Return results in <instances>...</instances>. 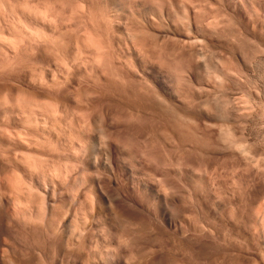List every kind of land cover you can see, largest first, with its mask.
<instances>
[{
	"label": "rangeland",
	"instance_id": "obj_1",
	"mask_svg": "<svg viewBox=\"0 0 264 264\" xmlns=\"http://www.w3.org/2000/svg\"><path fill=\"white\" fill-rule=\"evenodd\" d=\"M11 1H13V0H11ZM11 1L10 0H8V1L4 0L3 3L7 2V4H9V2H10V4L12 3L14 5V3H16L15 5H19L20 1H21V4H22V2L24 4L27 1H29L30 7H31L32 4H34V0L32 1L33 3H31L30 0H27V1L25 0V2H24V0H20V1L17 0V2L19 1L18 4H17V2L15 0L13 2H11ZM45 1L52 2V3L49 2L48 3L49 5L47 4L48 5V7H47L48 9L47 10H49L47 12H49L48 13L49 15H52L51 18H53L55 23H57V25H58V26H55L56 25L55 24L54 26L57 27L58 29L61 28L64 32H65V30L68 31L67 33H69V34L68 35L65 34L67 36V39H66L67 43H69L70 42L69 40H71L72 43L71 42L70 43L73 45L74 39H75V43H74L75 45H73V46H70V44H68V45L64 44L65 46L62 47V45H63L62 43L63 42L66 43L65 40L62 43H59V45L62 44L61 45L62 48L66 47V46L68 48L70 46L69 50L71 51V49H73L77 45V43H76L77 40L81 41L79 39H83V36H85L84 35L85 34L84 33L85 29H86V31H88L90 29L94 31V27L95 26H93V27L91 26V25L94 24V22L90 20L91 22H93V24H92L88 20L93 18V17H96V13L98 11V15L101 18L100 19H99V17L98 18H94V20L96 19L95 21H96V25H97L98 22L100 23L99 20L102 19L100 24L102 25V23H103V25L102 26L98 25V26H100V28L98 26H96L95 30H96V28H99L100 30L103 29V30H101V31H103V33H104V30H105V34L109 32V35L107 34L108 37H106L105 40L107 41V38H109V37L112 40L114 39L113 40V44H115L116 47L115 46H114L115 48L113 47V44L111 43L112 42L111 39H108L109 42L107 41V43H108L107 46H109V49H113L114 48L113 49L114 51L116 50V48L118 49V50H116V52H114L113 50H109L112 53L107 51V52H109V54L111 53L110 54L111 56L108 53H106L107 54L106 59L107 58L110 59V60H113V59L117 60L118 59L117 61H119V62H115L114 61L117 65L115 63H113V66L110 67V65L112 63L108 64L107 61L106 62L104 61L105 59L103 60L104 62L101 61L106 55L105 54L106 50H103V49H107L105 47L106 45L104 46V48H103V45H102V47L100 49L103 48L102 50L105 51V52H102V53L104 55L101 53L102 50H99L100 46L97 49L100 51V53L104 57L103 58L101 57V59H99L100 55L97 54L99 57L96 55V57L98 58V59H96V61L100 60V63L101 62H103L104 64L107 63V65H108L107 67H105L106 64L103 67L102 66L99 67L98 66V65H100L98 63L99 61H97V62L95 61L96 63H98V65L95 62H91L90 61L89 63H86L87 65L85 64V67L86 66L89 67V68L86 67L87 69H85V67H83L84 66L83 62H82V64L81 63L80 64L77 63L79 66L75 65V67L73 68V69H75L74 71H72L73 75H75V84H79V82L82 81V82H80L81 83L80 85L82 87L86 86L87 88H91L93 90V92H94V90H97L99 88L102 89V87L103 88L105 87L104 89H102L101 92H100L101 89H99V92L101 93L100 96H103L106 93L107 96L104 95L105 98H104V96H103V98L98 96L100 94L98 92V90H97V92L99 94H97L96 91L94 92V93L97 94V96H96V94H94L96 97H100L99 100L101 102L95 96H94L95 99H93L95 101H96V99L98 100V105H97V103L95 101L92 102L93 101L92 98L90 99L91 100L90 102L92 104L89 102V105H88L89 107H87L86 104H82V105L75 104L74 103L75 94H73L74 93V88H72L71 86H67L68 90H67L66 86H65L66 89H65V87L61 86V88L63 87V89L60 90L61 91L60 93H58L59 92L58 89H57V92L53 93V91L54 90L56 91V89L51 88V89H54V90L51 91L52 95L50 94V90L51 89H49V92H47V93H49V96H53V94L55 95V93H56L57 97L55 95L54 97H56V99L53 97L54 100L59 99L61 101V103H60L61 104V106H60L61 109H62V107H64L63 110L64 109L66 110V108H67V110L64 111L65 114L63 116L66 115V112L69 113L68 112V106H69V111H70L69 114L71 116L70 117H65V120H64V118L62 116L63 123L65 122L66 124H68L69 130L66 127L67 126L66 124H64L65 126L61 125V126H64L63 128H64V131L66 130L65 131L66 134L68 132V134H67L68 136L73 137L72 136L73 134H71L70 132L72 131V133H74L76 131L75 133L77 134L79 132V130L80 131L82 130L81 128L84 129L82 131H84L85 134L88 133L87 135L91 134V136H94L95 135V131H96L95 130L96 129V127H95L96 126V124H95L96 121L94 122V120H97L99 117H101L99 115H101L104 112L103 114L108 116L105 119V120H107V122H106L107 125H105V126H107L106 129L108 130V133H109L110 138L112 139V141H113V139L116 140V138H118V140H119V137H121V136H116L115 134H117V135L118 134H122L121 138L123 139V142H124L125 145L122 144V142L120 143V141H119V143L121 145H124L125 147H127L129 149L132 148V150L130 149V153L129 152L126 153L124 151L125 147L124 146H123L124 148L121 147L122 150H121V155L119 157L121 162L126 164L128 160L130 161L132 159V157H130V155H133L132 154L133 151H135V152L137 151L136 154L139 155V156L141 155L140 157L134 155L133 158L136 156L135 157L136 160L137 161H138V159L140 160V163L139 162L137 163V161H136V164H138L136 166L138 168H140V169L143 168L142 171L146 172L145 178H147L146 181L148 180L147 183L149 185V189H148V191H145L146 193L143 192L142 193L143 195H140V196L138 194H136V196H135L134 195L135 193H133V191L130 190L129 194H127V198L126 199H128V196H131V194H132V196L134 195V197L131 196L132 198L131 197L130 198L133 199L134 201L129 198L128 200H125L127 202L126 203L124 202L123 203L124 205L121 206V207H123V210H122V211H124L123 213L126 214V212L128 211L127 212L128 214L129 213H130V215L133 214L135 218H137V219L139 218V222H138L139 225L142 224L140 226L137 225L136 228L134 227L135 229H137L136 231L134 229H133L134 231L130 230V232H128L129 229H128V231H127V229L124 230V231H122V230L115 231V233H116L115 234L116 235L115 238L116 239L120 238L121 236L119 237V235H121L122 233H123V235H125V236L122 235L124 237V240L128 238L127 239L128 242L126 240L124 241V240L120 239L121 241H123V243L124 242L128 243V244L126 243L123 246V247H125L127 245L128 247H125V248L122 247L124 255L126 257L128 255L129 260L135 257L133 260H131L132 262L136 261L135 259H138V260L141 259V260H139V261H142V263L140 262V264H145V263L146 264H149V263L150 264H173V263L174 264H264V259H263V257H264V255H263L264 254V235H263L264 234V216H263L264 215V0H196V1L195 0L194 1L190 0V2H187V3L186 2L183 3L184 0L183 1L180 0L181 2L178 1V0H176V1L172 0V2H173L172 5L174 6V4H175V6H176L174 10H172L170 8V7H172L171 4H170V6H168L169 3L171 2V0H165V1H167V4H166L165 1L163 2V0H161L162 3L166 5V8L164 6H163L164 9L162 7H160L161 6L160 3L158 5H160L159 7L162 8L161 11L163 10L165 13L163 11L161 12L159 10L160 8H158V5L156 4V2H154V0H151V1H153V3H155L156 5H152V3L150 4L149 3V2H151L150 0H145L146 2L144 0H139V1H137V0L136 1L135 0H133V1L124 0L123 1L122 0L118 4L117 8H115L116 6L113 7L112 3L113 2H119V0H108L109 2L106 1V0H102L103 1L102 2L100 0L99 1L100 5H98V0L97 1L94 0V2H93V0L92 1L88 0L87 4L93 5L91 7L86 4V0H82L83 4L84 5L86 4L85 5L86 9L82 5L84 7L83 13L86 12V10L88 12L89 9H90V11H92L93 14H94L96 10L93 11L92 8L95 5H96V7L98 6V8L102 5L101 6V8L103 7L102 8V12L105 10L104 11L105 13L103 12L102 14H100L99 12H101V11H99V9H98L96 11V13L94 14L95 16L92 17L91 16L92 14H90L89 13L90 11H89L88 15H89V17L91 16L89 19H88V16H86L87 15V12H86L85 13L86 15H83V13L82 14H78V16L75 15V19L73 18L70 21L68 19H71L72 5H74L76 3L75 4L76 6H74L75 8L80 5L79 3L76 2L77 0H69V1L68 0H56V2L54 0H49V1L45 0ZM73 1H75V2H73ZM80 1L81 0H79V2ZM140 1H142V2H140ZM156 1L158 3L160 0H156ZM197 1L198 2L200 1V2L198 3ZM35 2H36L35 4H38V5H36V7L37 6L39 7V4H40L39 2L40 1L35 0ZM42 2H44V1L42 0ZM42 2H41V4L44 6V8L41 5H40V7L42 9H45V7H46L45 3H47V2H45V3H42ZM107 2H108V5H107ZM177 2H180V4L177 3ZM195 2L197 4H199V5L201 4L200 7ZM71 3H73V4L71 5ZM133 3H134L135 6L133 5ZM136 3H138V7H137ZM145 3L146 4L148 3L149 5L148 4L146 5ZM176 3L179 4L180 6H182L181 3H183V5L186 3L185 11H184V9H183L184 12L181 11L182 7L179 8V5H177ZM190 3L191 4L195 3V4L193 6V4L191 5ZM26 5H28V3H26ZM70 5H71V7H70ZM104 6L105 7L109 6L108 8L110 10L108 11V8H107V10H106V8L104 9ZM132 6L134 7L132 9L133 11L130 10L132 8ZM146 6H147L148 9L146 8ZM187 6H188L189 9L187 8ZM88 7H90V8H88ZM112 7L114 9H112ZM168 8L170 10H172V11L170 12V10H168ZM176 8H177V11H180V12H178V13H180L179 16L181 15L180 17L177 15L180 18V20H182L180 22V25H182V24L184 25L183 27L180 26V25L178 26L180 30L177 28V25H178L179 22L175 23L176 28L178 30L175 29V25L173 24L175 21H178V19H179L177 16H174L175 15L174 11L176 10ZM186 8L188 9V12H186L187 11ZM93 9H96V8L94 7ZM196 9H198V12L196 11ZM106 11L109 12L108 16L106 15L107 14ZM150 11H151V13H150ZM57 12H59V13H57ZM73 12L75 13V10ZM130 12H131V14H130ZM182 12L184 14L186 13L187 15L189 13V16H187L185 14L184 21L182 19L183 15H184ZM194 12L197 15L194 14ZM132 13H135V14L132 15ZM162 13H164V15H166V16H164V15L162 16ZM167 13H169V14L167 15ZM104 14L107 16V18L106 17L104 18V21L106 19H108V18L110 19V20L108 19L109 23H108L107 20L106 21H107L108 24H111V25H108L106 23V21H105V24H107L108 27H106L104 22H103ZM111 14H113L114 16H112ZM115 14L118 15V16H115ZM120 14H122V15H120ZM79 15L81 17H82V15L86 16L87 19L85 17L83 19V17L81 18V17H79ZM145 15H146V19H145ZM148 15H149L150 18L148 17ZM152 16H154L155 19H157V20H155L154 17H152ZM72 17H74V16H72ZM76 17L80 18V20L78 18H76ZM110 17L112 18V21H111ZM125 17H131V18H125ZM132 17L134 19H137V22L138 21L139 22L137 23ZM136 17H138V18H136ZM175 17L178 18V19L176 20ZM164 18H166V21L164 20ZM141 19H142V22L140 21ZM172 19H173V21H172ZM82 20L84 21V23H82ZM85 20L87 21V23H89V26H90L89 27L90 29L88 28V30H87V28H85V27H88L87 26L88 24L85 23ZM185 20L186 21L188 20V23H186V25L184 23V22H186ZM127 21H129L130 24L127 23ZM147 21H148V23H147ZM111 22H113V24H115L116 22L117 23L115 25H113ZM121 22L123 24H121ZM133 22H135V23H133ZM144 22H146L147 27H146ZM141 23H143L144 25L141 24ZM84 24H85V26L82 27ZM117 24H119V25H117ZM132 24H134V26ZM136 24H138V25H136ZM139 24L142 25V26L140 27ZM162 24L163 25L166 24L167 29H166V26H163ZM120 25H121V27H120ZM124 25H125V27H124ZM198 26H199V28H198ZM111 27L115 28V30H113V34H112V31H111V34H110V31H109L111 29ZM128 27L129 28L133 27L132 28L133 31L135 32V30H138L140 34L143 31L142 36H138V37H140V39L143 40L144 42H145V40L148 41V42L146 41L144 43V44H146V46L143 45L145 48L148 46V48H146L147 51H148V49H150L151 50L150 52H152V50L155 49V52L153 51L152 54L149 52L151 54V56L147 55L148 57L147 56L145 57V54H147V51H144V50L141 51L140 47L142 49L143 46L138 45L140 40H138L137 41L138 43H137L136 40L138 38L136 40L134 39L136 37L135 35L138 33V31H136L137 32L136 34H133V33L131 34L132 35L131 37L134 36L133 38H131V37L129 38V35H127L126 33L129 34V31H131V28L128 29L129 30L128 32H126L127 29L125 31V28H128ZM168 27H171V28H168ZM189 27H190V29H189ZM108 28H109V30H108ZM134 28H137V29L134 30ZM142 28L145 29V30L147 29L146 30L147 33ZM106 29L108 30L107 32H106ZM168 29H170V30L173 29L174 32L172 33L171 32L172 30L170 31ZM100 30L98 32L102 33ZM140 30H142V31H140ZM166 31H167V33H166ZM188 31H190V32H188ZM72 32H74L75 35ZM114 32L118 33L117 34L118 37H116V35H115L116 33L114 34ZM150 32H152V33H150ZM198 32H200V33H198ZM86 33H89V32H86ZM95 33H96L95 37H97V35H99V34L96 31V32H93V36L95 35ZM103 33L101 34V36L104 35ZM146 34L147 35L149 34L148 38H147ZM152 34L153 35L155 34L156 38ZM174 34H176V35H174ZM183 34H185V35H183ZM119 35H120V37H122L124 35L122 38L127 36V38H124L122 40V38H120ZM164 35H167L166 37L168 39ZM192 35H193V37H192ZM75 36H77V37H75ZM93 36H92V34H90V36H88V37H91V38H89L88 42L91 41L90 39H94L95 38V37L92 38ZM101 36H99V38ZM144 36L146 38L145 40H144ZM160 36H162V37L160 38ZM80 37H82V38H80ZM86 37H87V35L85 36V38ZM88 37L85 40H88ZM153 37L156 39L157 42L159 41V43L154 41ZM198 37L200 39H198ZM102 38H103V36H102ZM163 38H165V39H163ZM171 38H173V40H177L178 39L179 42L171 41L172 40ZM175 38H177V39H175ZM120 39L122 41H125V43L124 42L122 43V41ZM162 39H163V41L167 40V42L166 41L164 43H163V41L161 42ZM110 40H111V42H110ZM126 40L129 43V45H128L129 49L126 48L127 47V45H126L127 41ZM181 40H182L183 43L181 42ZM188 40H189V42H188ZM199 40H201V41L199 42ZM101 41H103V43L101 42L100 44H104V40H101ZM117 41H119V43H117ZM143 41H141V42H143ZM88 42H86L85 45ZM92 42H94V40H92ZM96 42H94V43H96ZM99 42H100V40H99ZM133 42L137 43V44H134ZM151 42L153 43V45H152ZM174 42H176V44H173ZM53 43L54 42H52V44ZM109 43L112 45V48L110 47ZM132 43L134 45H136V46H140L138 48L140 51L137 50V48H134ZM147 43H149V45H151V46H149ZM165 43H166V45L168 44V46L163 45ZM196 43L198 44L197 46H196ZM43 44H46V43H43ZM43 44L40 43L39 45L37 44L36 46H34L35 48L34 47H31V48L28 47L29 50H27L28 48L23 50V52H22L23 54L21 53L23 58H20L21 54H19V55H17V57H15L16 60L14 59V61H16L17 63L21 64L20 61L21 60L23 61V63L21 64L23 67H21V68H18V67L21 66L20 64L16 63L17 65H19V66H17L15 64V62H13V64H12L13 60H10V63L13 65V67L11 66L12 68L15 69L14 65L17 66V68L15 69V73L14 74H13V70L10 69L11 67L9 66V63L7 61H5L6 59H4V57H2L0 55L1 56L0 57V64H1L0 68H1V66L6 65L5 63L8 64L7 65L8 68L10 67L9 70L7 68L8 71H5L6 68L3 70V71H5L4 74H3V71L0 72V80H1V78L3 79L0 82H5V84L1 83L2 85L4 84L3 86L0 84V87H1L0 91H4L3 94H2V97L4 96L6 98L5 91H7V89H8V88H6V86L11 88V86L14 85L12 87L16 88V86L18 84H19V86L21 85V82H22V87L25 86L31 92L33 90L34 91H38L37 88H33L32 86H30V87L26 86V84L28 82V77L30 75L29 74L30 72L28 71V70H30L29 67L30 68L31 67H35L34 66L35 64H36V66L38 64H40V65L43 64V65L46 66L47 63L54 61L57 57H58V61H60L59 58H61V57H59V56H61L65 52V50H67V48H66L65 50H63L64 51L63 52L61 50V48H60L59 52L60 53L62 52V53L60 55H57L58 54V48L57 47H56L57 49L54 48V46L56 44L51 46V47L50 46L48 47V45L50 43L49 44L47 43L46 45H44V50L45 51L47 50L48 52L47 51L46 52L48 54H50L49 52H51L53 49H56L57 51L56 50L52 51V54H54L53 56H55V54H56L57 57L54 58V57H51V55L50 56L48 55L49 57L46 58V56H47L46 54L47 53H45V51L43 50V47H42ZM88 44H90V43H88ZM88 44H87V46H88V48H90L91 46L88 45ZM100 44L96 43V45H100ZM117 44H120L121 46H123V48L120 47V45H117ZM154 44H156V46H154ZM179 44H180V47H179ZM59 45H58V47H60ZM130 45L132 46V49H131ZM158 45H159V50L156 49V47ZM177 45H178V47H177ZM182 45H183V47H182ZM188 45H189V47L190 46L191 47L189 48ZM239 45H240V47H239ZM39 46L42 47V49ZM45 46L48 47V49ZM185 46H187V47H185ZM203 46L206 49L205 48L203 49ZM152 47H153V49H152ZM163 47H166V48L170 47V48H168V50H167L166 48L164 49ZM197 47L201 51L205 50L204 51L205 53H203V51L202 52L199 51V49ZM36 48H40V49L37 50ZM174 48H175V50L177 49L178 51L177 50L176 51L173 50ZM186 48H187V50H186ZM188 48L190 50H192V51H190ZM35 49H36L37 53L36 54H32L33 56L30 57L31 54H29V52L30 53H33V52L35 53ZM120 49H123V50H120ZM135 49L137 51H135ZM31 50H33V51L31 52ZM69 50H67V51L69 52ZM89 50L91 51V49H89ZM89 50H87V51H89ZM162 50H164L165 53H164V51L162 52ZM179 50L181 52H179ZM193 50H195V51H193ZM25 51L27 52V55H29V57L26 55ZM123 51H126V53L123 52ZM157 51H161V53H159V52L157 53ZM24 52H25V54H24ZM54 52H56V53H54ZM96 52H94V55L96 54ZM129 52H131L133 54H131V53L129 54ZM139 52H143V53L146 52V53H144V55L142 56L143 53H139ZM196 52H198L197 53L198 55H200L199 54L200 52H201V54L203 53L202 55L204 56L203 57L204 59L201 58L202 56H200V59L204 60V61L206 60L205 63H204V61L202 62V61L199 60V57L196 54ZM41 53H43V54H41ZM179 53L181 55H178ZM182 53H184L185 55L182 54ZM113 54L115 56L114 58H113ZM119 54H122V55H120V58L123 57V59H121V60L119 59V57H118ZM139 54H141V57L138 56ZM153 54H154V56L159 55L158 56L159 58L157 56H156V58L153 57L152 56ZM189 54L192 55V56H190ZM161 55L163 57H160ZM207 55H208V58H206ZM18 56H19V59H21L20 61H17ZM84 56H86V54ZM108 56H110V57H108ZM181 56H183V59H182ZM189 56L191 58L197 59V61L201 62L202 64L204 63L205 64V66L203 65L204 68L200 67L202 70L199 69L198 68V64H197L199 62H197L196 60L190 59ZM111 57H112V59H111ZM160 58H162V59L159 60ZM28 59L33 60V61L30 62V60L28 61ZM131 59L133 61H131ZM44 60H45V62H44ZM122 60H124V61H122ZM125 60H127V61L125 62ZM154 60L156 61V63H155ZM37 61H39L40 63L38 62V64H37ZM121 61L123 62V64L125 66L122 64ZM207 61H209L210 63L207 62ZM29 62L32 63V64H34V63L35 64L32 65V64H29ZM110 62H113V61H109V63ZM127 62H129V65H127L128 64ZM65 63H66V61H65ZM91 63H92L91 66H93V67H94V63L96 64L95 68L98 67V68H96L97 70L100 68L98 70L99 73H101L103 71L106 72V70L109 71V69H110V71L114 69L113 74H112V72H108L107 73V75L112 74V75H110V77L109 76L106 77L108 79L113 77L112 80H114V76L113 75H115L116 72H118V71H120V72H118V74L122 72V75L127 77L126 79H129L128 82H127V86H128L129 89L124 88L126 86V83L125 82L123 83L122 81L125 80V78L121 77L123 80L122 79L121 80L117 79L119 76H122L121 74H119V75L117 74V76L115 77L116 81L115 80L114 81L110 80L113 83V84H111V82L108 79L103 78L104 75L101 76V74H99L100 76H98L97 75V71H96L95 68H94L95 70H93L95 73L90 70L91 66L88 65V64H91ZM119 63H121V64H119ZM136 63H137V65H136ZM27 64H29L31 66H29ZM188 64L190 66L189 67L190 70L188 68ZM24 65H26V66H24ZM115 65L118 66V68L115 67ZM208 65H210V67ZM27 66H28V70H26ZM80 66H82L83 69H82V67L80 68ZM119 66H122V68L125 67L126 71L123 70V69H120ZM130 66H132L133 68H130ZM134 66H135V69H134ZM207 66H208V68H206ZM101 67L102 68L105 67L106 69L105 70L104 69L101 70L102 69ZM108 67H109V69H107ZM23 68H26L25 71L23 70ZM116 68H117V71H116ZM17 69L20 70V71L17 72L16 71ZM129 69H131L130 72H129ZM133 69H134L135 73H133ZM85 70H87L89 73L85 72ZM22 71H24V72H22ZM75 71H76V74L74 73ZM6 72H8V73H6ZM19 72L22 74V77H21V74ZM90 72L91 73L93 72L94 74H91ZM114 72H115V74H114ZM9 73H11V75ZM16 73H19L20 76H19V74L15 75ZM25 73L28 75L27 77H26ZM7 74H9L10 77L14 76L18 80L22 79L23 81L20 80L15 85L14 83L16 82L15 81L16 78L13 77L14 78L13 79L14 82H13V80L11 79L12 77L10 78L9 75L7 77ZM140 74H141L142 77L140 76ZM199 74H201V75H199ZM1 75H3V76H1ZM92 75H93V78H92ZM95 75H97V77H95ZM81 76H82V78H81ZM90 76H91V78H89ZM4 77H6V78H4ZM98 77H100V78L102 77V78L99 79ZM144 77L146 78L147 83L144 82V80H145ZM77 78H79V79H77ZM83 78L85 79L84 81H83ZM6 79H7V81H6ZM90 79H91V81H88ZM92 79H94V80L98 79L100 81L99 83H100L101 86L99 85L100 87L98 88V86H97L98 80H97V82L94 81L95 82L94 83ZM105 79L107 81V85L101 83V82H104ZM106 81L104 83H106ZM108 81H109V84H108ZM120 81L123 84L120 85ZM133 81H135V82L138 81L139 85L135 84V82H134V85H133ZM114 82H117V83H114ZM23 83H26V84L24 85ZM129 83L133 85L132 88L129 86ZM148 83H150V85ZM90 84L92 85V87L89 86ZM94 84H95V86H94ZM140 84H141V87L145 86L143 88H146L145 90L147 92L150 90L149 88H151V86L153 88V91L154 90H156L157 92L159 91V93L156 92V94H155V91H154V93H152L153 95L151 94V97H152L153 101L151 100V97H149L150 95L148 96V94L152 92V89L148 93H146L145 90H142L143 88L142 89L139 88ZM114 85H117V86L119 85V89L116 90L117 88ZM121 86H123V88L125 89V92H124L123 89H120V88H122ZM157 86H158V88H157ZM95 88H97V89H95ZM111 88H112V90H111ZM133 88H134V90H133ZM147 88H148V90H147ZM59 89H60V86H59ZM69 89L71 91H73V92H71ZM105 89H106V92H105ZM135 89H138V90H135ZM115 90H116L117 94L119 93L118 95L115 93ZM120 90L121 91L123 90L124 93L123 92L121 93ZM131 90L134 93L131 94V92H132ZM139 90L140 91L142 90L141 92L143 93V95L142 94L141 95L138 94V93H141ZM67 91L70 92V94ZM107 91H108L109 94H107ZM136 91H137V94L135 93ZM102 92H103V95H102ZM110 92L112 94L113 93L114 94L109 96L111 94ZM125 93L126 94L128 93L130 95V97L129 98L125 97V96L128 95V94L126 95ZM145 93H146V95H145ZM58 94H60V95H58ZM71 94L74 95V96H72ZM122 94H124L123 97H122ZM160 94H162L161 96H163L164 98L161 97ZM114 95H117L118 98H117V96H114ZM112 96H114V97H112ZM135 96L137 98L138 97L140 98V96H141L140 99L145 100V102L147 101V103L152 102V104L151 103H150L151 105L150 104H145V102L140 100L139 98L135 99L136 98ZM106 97H108V98H106ZM120 97L124 98L125 102L123 101V99H121L123 101V102H121ZM143 97H144V99H143ZM148 97H149L150 101L148 100ZM160 97L163 98V102L164 103H162V101H160V102L163 104L164 107L162 106L161 103L159 105V100L160 99L157 100V98H160ZM126 98H128V99H126ZM165 98L168 99L167 102L164 100ZM3 99L1 98L0 100H2V102H3L4 101ZM104 99L106 101H104ZM155 99L157 100L158 103L156 102ZM180 99L182 101H180ZM190 99H191V101H190ZM108 101H109V103H108ZM126 101H127V103H126ZM67 102L70 103V104H68ZM106 102H107V105H106ZM130 102L134 103L133 104L134 108L137 107V105H139V107H137L138 109L137 108L134 109L132 107L133 106L132 103H130ZM165 102H166V104H165ZM63 103H64L65 106L63 105ZM125 103L127 105L130 104L131 106L128 105V107L130 106L128 108ZM72 104H74V105H72ZM99 104H100V106H99ZM154 104L155 105L157 104L156 106H157L158 109H160L159 111H158V109H156L157 110V112H156V110L153 109L154 107L156 108V106H153ZM164 104L165 105H167V104L172 105L171 106L172 108H170V109L174 110V112H172V110H169L170 113H168V110H167V111H165L166 113L164 114L163 111L160 108L162 106V109L164 110V108H165ZM83 105L85 106V108L84 107L82 108ZM91 105H93L92 108H94V109L90 108ZM102 105H104L105 110H104ZM108 105H110V106H108ZM120 105H122L121 108H120ZM141 105L143 106V108H142ZM144 105H145V107L147 105L148 109L146 107L145 108L146 110H145L144 109ZM158 106H160V107H158ZM149 107H151V108H149ZM70 108H71V110H70ZM88 108H90L89 109L90 111L88 110ZM96 108L97 109L99 108L98 112H97ZM107 108H109V111H108ZM113 108H114V110H113ZM118 108H120V111L117 110ZM131 108L134 109V110H132ZM139 108H141V110ZM75 109H77L76 110L77 113L76 112L74 113ZM78 109H79V114H80V111L82 113L84 111L85 115H86V113L87 114L89 113L88 116L86 115L84 117L81 114L79 115L78 114ZM151 109H152L153 115H155L154 112H156V113L159 112V113H163V114H158L159 117L156 114L157 116L153 117L152 112L149 113V111ZM166 109H169V108H165V110ZM85 110L87 112H85ZM101 110H103V111L100 112ZM138 110H140V111H138ZM91 111H95V113L94 112L91 113ZM116 111H118L119 114H117L118 112H116ZM132 111H135L133 113H135L136 115L133 114L134 115L133 116L132 113L129 115V112H132ZM136 111L140 114V116H144L145 115V117H147V120L145 119V117H142L143 119H139L140 116L137 115ZM143 111H146V112H143ZM107 112H109V114ZM171 112L172 113L176 112L178 114L176 115V113H175L171 117V115H172ZM141 113H143V114L141 115ZM167 113L169 114L170 118L168 117ZM69 114L66 115V116H69ZM91 114H93V117H92ZM179 114L181 116H179ZM183 114H185V115H183ZM89 115H91L90 116L91 120L89 118ZM105 115H104V117H106ZM117 115H118V117H117ZM123 115H124V117H123ZM160 115H161V120H158L160 118ZM163 115H165V116H163ZM77 116H78V118H77ZM131 116H133V117H131ZM135 116H138V118H137L138 120L137 119L136 120L133 119ZM149 116L150 117L152 116L154 119L152 117L150 118ZM102 117H103V115H102ZM155 117L157 118V120H156L157 122L156 121L152 122V120H150V119L155 120L156 119ZM184 117H186V118H184ZM71 118L73 119L72 121H71ZM130 118H131V120H129ZM167 118L170 119V120H167ZM59 119H60V121L62 120L61 118H59ZM99 119L101 120L102 118H99ZM99 119H98V122H100V123H102L104 125V123H105V120L103 121L104 118L101 120L102 122L99 121ZM164 119H165L166 122L164 121ZM82 120H83V122H82ZM133 120H135V121H133ZM79 121H80V123H79ZM70 122H73L72 124H74V125H72ZM84 122H85V124L87 123V125L83 124ZM89 122L92 123L91 124L92 126L90 125ZM60 123H62V122H60ZM165 123H166L165 127L168 129L167 130L168 131V133H167L168 135L166 134V131L164 132V130H163ZM80 124L84 125V127L82 125H80ZM71 125L72 126H77L78 125L77 127L80 126L81 128L79 127V130H76V127H72ZM180 125H183V127L185 125V128H183ZM85 126H87V128H89V126L92 127V128L90 127L91 129H88L90 132H87L88 130H87V128ZM109 126L110 127L112 126V127L110 128ZM70 127L72 128L71 131H70ZM156 127H158V128H156ZM171 127H173V128H171ZM154 128H156V129H154ZM113 129H114V132H117V133H113L112 134ZM157 129H159V130L157 131ZM73 130H74V132H73ZM85 130H87V131H85ZM161 130H162V133L164 135L163 134L161 135V133H159ZM25 131L28 133V135H30V134L32 135L33 133L36 134V138H37V135L40 134L39 130H36L35 127H34V129L32 127L31 128L30 127H26V128L23 129L20 125H18L17 123H14L13 121L9 120L8 118L0 117V140L4 139V138L6 139V138H9V137H12V136L18 137L17 135L20 136ZM37 131H38V133H37ZM118 131H120V132H118ZM153 131H155V132H153ZM179 131H182V133L179 132ZM26 132H25V135H27ZM29 132H30V134H29ZM152 132L153 133H157V134L153 135ZM81 133H83V132H81ZM177 133H178V135H177ZM69 134H71V135H69ZM62 135L63 134H61V138H63ZM22 136H24V134ZM33 137H35V135ZM38 137H40V136L38 135ZM54 137H55V139H54ZM58 137H59L58 135H55V136L50 138V139L53 138L52 140H50V141L48 140L50 143H52V145H51L52 147L51 148H53V144H55L57 142ZM166 138H167V140H166ZM59 139H60V137H59ZM111 139H110V141H111ZM122 139H121V141H122ZM170 139L172 140V142H171ZM53 140L55 141V143L52 142ZM45 141L47 142V140H45ZM49 142H47L46 144H50ZM229 142H231V143H229ZM45 143H43V144H45ZM224 143H226V144H224ZM3 144L4 143L0 144V150H1L0 151V160H1L0 161V169H1L0 170V191H1L0 192V210H2L0 212L1 213L4 212L3 214H5V215L2 214V216H3V218H2L1 217V213H0V217H1L0 218V230L3 228L1 230L2 232L0 231V237H2L3 240H1V238H0V241L1 242L3 241V244H5V242H8L7 245H11L13 247L17 246V249H18V247L21 249L22 247H30V246L33 245L32 246L33 248L32 247L31 248L34 250V248L36 247L35 249H37V252L35 251V253H39L40 252L41 256H42V253L43 254L44 253L49 254V251H52L53 250L52 247L54 248V246H52L53 244L49 243L50 241H48V240H47V242H44V240L47 239V238H46V235L45 236L43 235V234H45V230H43L44 229L43 225H42L43 229L40 226L41 224H38L41 228L36 225L35 229L31 228V230L28 227H26V228L29 229V230H27V229L24 230L25 229L24 226H23L24 229H23L22 226L19 227V228L18 227L14 228V229H13V227L9 228V226H12V225L9 224V221L12 224L11 219H12V216H14V213H15L16 210L17 211L19 210V213H20V212L24 211L22 208H25L24 212H28L29 208H34L35 210L36 209L38 210V208L40 207V209H41V207L43 205V204H41L43 202V197L41 196V194L38 195L39 194V190H37V189H39V183L38 182L37 183H36V181H35V183L33 182L35 184L34 185L35 186L34 187L35 188L34 189L35 193L33 192L34 193V197L30 198V200L32 199L30 202H28L29 199L28 200H27V198L24 199L25 196L23 194H20L19 191H17V192H15V191L19 189L18 187H20V188L23 187L24 188L25 185L28 186V183H30V181H31L29 178H31V177L33 178L34 177L33 180L41 181L42 180V176L38 172H37V175H36V173H33L32 176H31V174H28V173L24 174V172H26V171L19 164H17L16 161H13V159H17L20 156H22V152L20 151L21 149L18 148V147H14V146H12V147L9 146L8 147L7 145H5V144L3 145ZM159 144H160V146H159ZM44 148H46V147L42 146V149H44ZM47 148L51 149L50 146L47 147ZM47 148H46V150H44V154L42 153L43 151L41 150V152H40L41 155L45 156V154H46L45 157L51 155L50 159H51V157H53L52 160H55L54 158L55 157L57 158V156L59 155L58 152L57 151L53 152L52 150H55V149H51V151L54 154H56V152H57V155L56 156L53 155L52 152H50L51 154H48V152L50 150H47ZM54 148H55V146H54ZM19 151H20V153H19ZM46 151H48V152L45 153ZM131 151H132V153H131ZM138 151H139V153H138ZM165 151H166V153H165ZM240 152H242V153H240ZM40 153H37V154H40ZM167 154H168V156H167ZM243 154H244V156H243ZM127 155L131 159L127 158L128 157ZM122 156H124V157H122ZM3 160H5V161H3ZM57 160L58 159H56V161ZM59 161H61V160H59ZM141 161H142V163H141ZM178 162H181V164H182L181 166H183V168L186 166L185 168L188 171V173H187V171L184 168L183 169L184 171H182V173L185 172V173H183L184 177H183L182 173L179 175V173L177 172L176 168H179V166H180V165L179 166L176 165V163H178ZM166 163H167L168 166H171L172 164H175L174 167L175 166H177V167H175V170H174V167H172L173 166L172 165L171 166L172 168L169 167L170 169H167L168 166L166 165ZM140 164H142V166ZM15 166H16V168H15ZM18 167H19V170H18ZM76 167H78L77 170H80V171L83 170V166L81 164H78ZM164 167H166L167 170H165ZM2 168H4V169H2ZM20 168H22L24 170V172H23L22 169L20 170ZM14 169H15V171H14ZM181 170H182V168H181ZM149 171H151L153 174H151V173L148 174L147 172H149ZM190 171H192V172H190ZM84 172H86V171H84ZM126 172H127L126 169H123L121 171L120 177L122 178L124 184L126 186L127 185L129 186V183L127 182V178H126L127 177ZM16 174H17L18 177L16 176ZM21 174L23 175L24 178L21 176ZM150 174L153 175V176L155 175L158 179L153 177V176H148ZM176 175H178V176H176ZM20 176H21V178H20ZM36 176H39V177H36ZM73 176H74V178H72L73 180H70L71 183L69 182V184H71V185H72V183L74 184V181L76 180L75 175H73ZM150 177H153L154 179L150 178ZM150 179L154 180V181H151ZM21 180H22V182H20ZM15 182L18 183V185L16 184L17 186L15 185ZM24 182H27V184H25ZM161 182H164V183L161 184ZM10 183L13 186H11ZM162 185H163L164 188H165V186L168 187V188H171L170 191H168L169 193H171V191H172L173 194L171 193V195H174V193H175L174 196H170V194H168L169 195L168 196L169 201H170L171 197L172 198L174 197L176 199V202H175V200H174V202H170L171 203L170 207H171V212H172V215H171L172 217L171 218L173 220L172 221L173 224H171L172 226L169 225V224L164 223L162 221L161 217L159 216V214H157L156 210L154 208L150 209L148 207V205H147V202H148L147 200L149 199L150 193L154 192V191H158L159 189H161ZM37 186H38V188H36ZM16 187H17V189H16ZM79 188H80L79 185H76L75 190H79ZM13 189H15V190H13ZM165 190H168V189L165 188ZM184 190H186V191H184ZM81 191H83V192H81ZM81 191L80 190L79 191H75V192L81 193V195H78V194H76L74 192V195L76 194V195L81 197V198H78V200H77V203H78L77 204V208L81 209L82 212H84V213L86 212V214L92 213L94 211L95 206H96V203L95 202H94L95 204L93 203V198L95 199V195H91V193H90L89 194L90 196L89 197L87 196L88 197L87 198L83 194L86 191V189L84 188ZM131 191H132V193H131ZM11 192H12V194L13 193L14 194L12 195ZM20 195H23V196H20ZM76 195L74 196L75 199H77ZM83 195H84L85 198L83 197ZM180 195H182V197L183 196L184 197L182 198ZM16 197H18V198H16ZM38 197L40 199H38ZM178 198H179V201H177ZM80 199H81V201L83 200L82 201L83 203L80 202ZM181 199H182V201H181ZM41 200H42V202H41ZM135 201H136V203H135ZM32 202H33L34 205L32 204ZM143 202H144V204H143ZM27 203H28L29 208H27L28 207ZM61 203L62 202H59V203H57V205H61ZM39 205H41V206H39ZM20 206L22 208H20ZM23 206H25V207H23ZM17 207L20 208V209H18ZM26 208H27V210H26ZM60 211L62 212L61 208L59 209L58 212H60ZM6 214L7 215L9 214V215L7 216ZM19 215H17V217L21 216V215L20 216ZM187 216H189V217H187ZM179 217L180 218L183 217V220L185 218V220L183 222V224H185V225H183V227H185V228H183L184 231L182 233H178V231H177L178 234H176V230H175L174 224L177 223L180 220ZM261 218L263 219V221H262ZM4 223H6V224H4ZM141 226H142V228H141ZM38 227H39V230H42V231H39ZM9 229H10V231H9ZM16 229H18V230L20 229L21 231L20 230L16 231ZM98 229H94V231H92L90 233V235L91 236L95 235L94 237H98L99 235H101L102 232L100 230H98ZM142 229L145 232L144 231H140ZM6 230L9 231V234H10L11 238L9 237V234L7 235L5 233ZM14 230H15V232H14ZM23 230H24V232H22ZM97 230L100 231V232H98ZM32 231L35 232V234L36 233L37 234L35 235ZM138 231H140V232H138ZM155 231H156V233H154ZM38 232H39V234H38ZM41 232H42V234H41ZM95 232L98 234V236H97V234ZM131 232L132 233L134 232V233L130 234ZM150 232H152V233H150ZM117 234H118V236H117ZM126 234H127V237H126ZM138 234H140V235H138ZM179 234H181V235L183 234V235L181 236ZM38 235H40V236H38ZM177 235H179L180 237L177 236ZM177 237H179V238H177ZM146 238H147V240H146ZM178 239L181 240V242ZM5 240H7V241H5ZM35 240H36V242H35ZM41 240H43V242ZM81 241L82 240H80L79 242H81ZM40 242L43 243L42 244L43 246L40 245L39 247H43V248H41L43 250H44V243H45V245H47L45 247L47 252L45 250L43 251V250H40V248L39 249L37 248L38 247L37 245H39ZM150 242H152V243H150ZM100 243H102V244L99 247V250H103L105 247H107L106 245H104L105 242L103 241L102 237L100 239ZM123 243H122V245H123ZM155 243H156V245H155ZM175 243H177L178 245L180 243L182 246L184 245L183 246L184 248L182 249L183 252L180 251V248H178V250H177V246L176 247L174 246V245H177ZM50 244H51V246H50ZM80 244H82V242ZM78 245L79 244H75L74 250L71 249L74 252L73 253L74 255L71 256L72 258L71 257L62 258L60 256L59 258H61V259L59 260V258H58V260H57L58 263L62 264V259H64L63 260V261H65L64 264H69V263L70 264H74L75 263L74 260L77 261L75 264H86L85 262L87 260H86V258H84V256H86L85 254H87V251L89 253L92 249L89 248V247H86L87 245L83 243L82 245L84 247V250H82L83 249L82 245L79 248L80 249L79 250L78 247L80 245L79 246ZM150 246H152V249H151ZM161 247H163L164 249L161 248ZM148 248H149V250H152V251H146V250H148ZM84 251H86L85 254H84ZM133 251L136 252V255H137V253H139V255H138L139 258L135 254H134V256L132 258H130V256L133 253ZM176 251H178V252H176ZM144 252H146V254ZM261 252H263V253H261ZM143 253H144V255H143ZM147 254H149L150 256L147 255ZM77 257H79V258H77ZM42 258L37 259V263L40 261V263L42 264L43 259H44L45 263H46V260H47L46 264H48V263L50 264V261L46 257H44L43 259ZM41 259H42V262H41ZM148 259L150 260L149 263H148V261H146ZM9 261H11V260H8L7 264L12 263V262L9 263ZM66 261H68V262H66ZM12 264H14V263H12Z\"/></svg>",
	"mask_w": 264,
	"mask_h": 264
},
{
	"label": "bare ground",
	"instance_id": "obj_2",
	"mask_svg": "<svg viewBox=\"0 0 264 264\" xmlns=\"http://www.w3.org/2000/svg\"><path fill=\"white\" fill-rule=\"evenodd\" d=\"M1 2H0V55L2 56V57H4V59H6L5 61H7L8 63H9V66L11 67H13V62H15V64L17 63L16 61H14V59L16 60V58L15 57H17V55H19V54H21L22 52H23V50H25L26 48H28V47H34V46H36L37 44L39 45L40 43H50L49 45H48V47L50 46H53V45H55L54 46V48H58V54L57 55H60L61 53L59 52V49L61 48V50L63 51V50H65L66 48H67V46L66 47H64V48H62L63 46H65V45H68V44H70V46H73V45H75L74 43H75V39H74V43H73V45L71 44L72 42H71V40H69L70 42L69 43H67V36L66 35H68L69 33H67L68 31L67 30H65V32L61 29V28H57V27H55V26H58L57 25V23H55V21H54V19L53 18H51V16L52 15H49L48 13L49 12H47V11H49V10H47L48 8V3L50 2L49 0V2H47V1H45V0H43L44 2H42V0H38V1H40L39 3V7L37 6L36 7V5H38V4H35L36 2H35V0H34V4H32L31 5V7H30V3H29V1H27L26 3H28V5H26V3H24L23 4V2H22V4H21V1H20V3H19V1L17 2V0H15L16 2H17V4L19 3V5H15L16 3H14V5L11 3L10 4V2H9V4H7V2L6 3H3V1L4 0H0ZM6 1H8V0H6ZM11 1V0H10ZM14 1V0H13ZM13 1H11V2H13ZM31 1V3H33L32 1L33 0H30ZM55 2H56V0H54ZM69 1V0H68ZM67 1V2H68ZM87 1L88 0H86V4H87ZM92 1V0H91ZM97 1V0H96ZM99 1L100 0H98V5H100L99 4ZM102 1V0H101ZM106 1H108V0H106ZM120 1H122V0H119V2H113L112 3V6L114 7V6H116L115 8H117L118 7V4L120 3ZM124 1V0H123ZM127 1V0H126ZM128 1H133V0H128ZM136 1V0H135ZM134 1V2H135ZM137 1H139V0H137ZM145 1V0H144ZM151 1V0H150ZM161 1V0H160ZM158 2L157 3V1L156 0H154V2H156V4L158 5L159 3H160V5H158V8H160V7H162L163 9H164V7L166 8V5L165 4H163L162 3V1L161 2ZM165 0H163V2H164ZM176 1V0H175ZM178 1H180V0H178ZM183 1V0H182ZM192 1H194V0H192ZM196 1V0H195ZM24 2H25V0H24ZM41 2L42 3H45V2H47V3H45V9H42L41 7H40V5L41 6H43L42 4H41ZM71 2V1H70ZM73 2H75V1H73ZM77 3H79L78 5L79 6H77L76 8L74 7V6H76L75 4L74 5H72L73 3H71V5H72V14H71V19H68L69 21L70 20H72L73 18L75 19V15H77L78 16V14H82L83 13V11H84V7H85V5L83 4V1L81 0L80 2H79V0H77L76 1ZM93 2H94V0H93ZM92 2V3H93ZM103 2V1H102ZM109 2V1H108ZM108 2H107V5H108ZM140 2H142V1H140ZM146 2V1H145ZM149 2V1H148ZM166 2V4H167V1H165ZM170 2V1H169ZM181 2V1H180ZM180 2H177V3H179L180 4ZM184 2H190V0H184L183 1V3ZM198 2V1H197ZM200 2V1H199ZM198 2V3H199ZM50 3H52V2H50ZM90 3V2H89ZM101 3V2H100ZM106 3V2H105ZM129 3V2H128ZM150 4L152 3V5H156L155 3H153V1H151V2H149ZM163 5H162V4ZM172 0H171V2L169 3V5L168 6H170V4H171V6L172 7H170L172 10H174L175 9V4H174V6L172 5ZM176 3V4H177ZM183 3H181V5L182 6H180L179 4H177V5H179V8H181L182 7V9H181V11H183V9H184V11H185V6H186V3L183 5ZM196 3V2H195ZM195 3H192L193 4V6H194V4ZM48 4V5H47ZM95 4V3H94ZM97 4V3H96ZM124 4V3H123ZM137 4V7H138V3H136ZM146 4V3H145ZM148 4V3H147ZM146 4V5H147ZM191 4V3H190ZM191 4V5H192ZM197 4V3H196ZM65 5V4H64ZM71 5H70V7H71ZM84 7H83V6ZM87 5H89V4H87ZM104 5V4H103ZM106 5V4H105ZM126 5V4H125ZM124 5V6H125ZM133 5H134V3H133ZM149 5V4H148ZM197 5H199V4H197ZM201 5V4H200ZM200 5H199V7H200ZM29 6V7H28ZM34 6V7H33ZM90 7L91 6H93V5H89ZM102 6V5H101ZM101 6L98 8V6L96 7V5L94 6L96 9H93L92 8V10L94 11V10H98L99 9V11H101V12H99L100 14H102L103 12H102V8H101ZM111 6V5H110ZM131 6V5H130ZM135 6V5H134ZM140 6V5H139ZM160 6V7H159ZM164 6V7H163ZM33 7V8H32ZM53 7V6H52ZM75 9H74V8ZM90 7H88V8H90ZM109 7V6H108ZM107 6L105 7L104 6V9L106 8V10H107V8H108ZM112 7V9H114ZM127 7V6H126ZM125 7V8H126ZM129 7V6H128ZM151 7V6H150ZM154 7V6H153ZM174 7V8H173ZM43 8H44V6H43ZM65 8V7H64ZM130 8V7H129ZM134 7L132 6V8L130 9V10H132ZM146 8H147V6H146ZM162 8H160L159 10L161 11V9ZM187 8H188V6H187ZM186 8V9H187ZM198 8V7H197ZM51 9V8H50ZM56 9V8H55ZM85 9H86V7H85ZM122 9V8H121ZM142 9V8H141ZM148 9V8H147ZM156 9V8H155ZM189 9V8H188ZM188 9H187V11L186 12H188ZM201 9V8H200ZM60 10V9H59ZM75 10V13L73 12ZM110 9L108 8V11H109ZM117 10V9H116ZM152 10V9H151ZM157 10V9H156ZM166 10V9H165ZM168 10H170L169 8H168ZM167 10V11H168ZM172 10H170V12L172 11ZM57 11V10H56ZM89 11H90V9H89ZM88 11V12H89ZM96 11H95V13H96ZM108 11H106L107 12V16L109 15L108 13ZM113 11V10H112ZM123 11V10H122ZM125 11V10H124ZM133 11V10H132ZM148 11V10H147ZM154 11V10H153ZM163 11V10H162ZM161 11V12H162ZM177 8H176V10L174 11V16H179V14L180 13H178V12H180V11H177ZM183 11V12H184ZM196 11L198 12V9H196ZM86 12H87V10H86ZM86 12H84L83 13V15H86L85 13ZM88 12H87V15L86 16H88V19L92 16H95L94 14H93V12L92 11H90L89 13L90 14H92L90 17H89V15H88ZM92 12V13H91ZM142 12V11H141ZM160 12V13H161ZM164 12V11H163ZM169 12V13H170ZM176 12V13H175ZM182 12V13H183ZM57 13H59V12H57ZM105 13V12H104ZM115 13V12H114ZM113 13V14H114ZM149 13V12H148ZM150 13H151V11H150ZM155 13V12H154ZM153 13V14H154ZM165 13V12H164ZM164 13H162V16L164 15ZM169 13H167V15L169 14ZM178 13V14H177ZM56 14V13H55ZM113 14H111L112 16H114ZM130 14H131V12H130ZM133 14H135V13H132V15ZM146 14V13H145ZM184 14V13H183ZM186 14V13H185ZM185 14L183 15V17H182V19H183V21H184V19H185ZM192 14V13H191ZM194 14H196L195 12H194ZM200 14V13H199ZM198 14V15H199ZM57 15V14H56ZM55 15V16H56ZM82 15V17H83V19H84V17L86 18V16H83ZM105 14H104V17H103V22H104V24H105V21L107 20L108 21V19H106L105 21H104V18L106 17L107 18V16H106ZM120 15H122V14H120ZM156 15V14H155ZM187 15V14H186ZM197 15V14H196ZM72 16H74V17H72ZM115 16H118V15H116L115 14ZM127 16V15H126ZM135 16V15H134ZM133 16V17H134ZM138 16V15H137ZM142 16V15H141ZM164 16H166V15H164ZM177 16V17H178ZM181 16V15H180ZM179 16V17H180ZM187 16H189V13H188V15ZM186 16V17H187ZM54 17V16H53ZM79 17H81L80 15H79ZM81 17V18H82ZM99 17V15H98V11H97V13H96V17H93V18H91V19H89L88 21H93L94 22V24H93V22H91L90 21V23H92L93 25H91L92 27L93 26H98V25H100V26H102L103 25V23H102V25L100 24L101 23V21H102V19L101 20H99L100 21V23L98 22V24L96 25V19L94 20V18H98ZM132 17V18H133ZM148 17H149V15H148ZM152 17H154V16H152ZM178 17V18H179ZM198 17V16H197ZM76 18H78V17H76ZM101 17H99V19H100ZM111 18V17H110ZM114 18V17H113ZM125 18H131V17H125ZM135 18V17H134ZM133 18V19H134ZM136 18H138V17H136ZM150 18V17H149ZM172 18V17H171ZM176 18V17H175ZM178 18H176V20L178 19ZM196 18V17H195ZM56 19V18H55ZM79 20H80V18H78ZM87 19V18H86ZM144 19V18H143ZM145 19H146V15H145ZM154 19H155V17H154ZM160 19V18H159ZM187 19V18H186ZM202 19V18H201ZM215 19V18H214ZM57 20V19H56ZM98 20V19H97ZM110 20V19H109ZM117 20V19H116ZM129 20V19H128ZM132 20V19H131ZM136 22H137V19H134ZM150 20V19H149ZM155 20H157V19H155ZM163 20V19H162ZM164 20L166 21V18H164ZM163 20V21H164ZM175 20V19H174ZM180 18L178 19V21H175L173 24L175 25V23H178V25H177V28L179 29V25H180V22L182 21V20H180ZM195 20V19H194ZM199 20V19H198ZM54 21V22H53ZM63 21V20H62ZM75 21V20H74ZM107 21H106V23H107ZM111 21H112V18H111ZM114 21V20H113ZM141 22H142V19L140 20ZM162 21V22H163ZM172 21H173V19H172ZM186 21V20H185ZM197 21V20H196ZM195 21V22H196ZM214 21V20H213ZM79 22V21H78ZM119 22V21H118ZM132 22V21H131ZM139 22V21H138ZM137 22V23H138ZM156 22V21H155ZM154 22V23H155ZM191 22V21H190ZM193 22V21H192ZM194 22V23H195ZM200 22V21H199ZM203 22V21H202ZM211 22V21H210ZM209 22V23H210ZM67 23V22H66ZM82 23H84V21L82 20ZM85 23L86 24H88L87 26L88 27H85V28H87V30H88V28L90 27L89 26V23H87V21L85 20ZM108 23H109V21H108ZM107 23V24H108ZM112 24H113V22H111ZM117 23V22H116ZM115 23V24H116ZM127 23H129V21H127ZM133 23H135V22H133ZM145 23V25H146V22H144ZM147 23H148V21H147ZM159 23V22H158ZM164 23V22H163ZM171 23V22H170ZM185 23V25H186V23H188V20L186 21V22H184ZM56 24V25H55ZM107 24H105V26L106 27H108L107 26ZM115 24H113V25H115ZM120 24V23H119ZM119 24H117V25H119ZM121 24H123L122 22H121ZM126 24V23H125ZM130 24V23H129ZM141 24H143V23H141ZM151 24V23H150ZM160 24V23H159ZM172 24V25H173ZM182 24V23H181ZM200 24V23H199ZM217 24V23H216ZM55 25V26H54ZM108 25H111V24H108ZM112 25V26H113ZM133 26H134V24H132ZM136 25H138V24H136ZM144 25V24H143ZM161 25V24H160ZM163 25V24H162ZM170 25V24H169ZM173 25V26H174ZM211 25V24H210ZM213 25V24H212ZM85 26V24L82 26V27H84ZM100 26H98L99 28H100ZM104 26V27H105ZM123 26V25H122ZM128 26V25H127ZM126 26V27H127ZM139 26L141 27L142 25H140L139 24ZM151 26V25H150ZM154 26V25H153ZM163 26H166V24L165 25H163ZM180 26H184L183 24L182 25H180ZM204 26V25H203ZM62 27V26H61ZM81 27V26H80ZM95 27H94V31L93 30H91L90 28V30H88V31H86V29H85V36L87 35V37L88 36H90V34H92V36H93V32H96L97 31V33L99 34V35H97V37H95L96 36V33H95V35L92 37V38H94V39H90L91 41L90 42H88L89 41V38H91V37H88V40H85V39H87V37L85 38V36H83V39H79V40H81V41H78L77 40V45L73 48V49H71V51L69 50L70 49V46L67 48V50H69V52L67 51V50H65V52L61 55V56H59V57H61V58H59V60L61 61H58V57H57V55L55 54V56H53L54 54H52V51H55L56 49H53L51 52H49L50 54H48L45 50H44V45H46V44H43L42 45V47H43V50L45 51V53H47L46 55V58L47 57H49L50 55H51V57H54V58H56L54 61H52V62H49V63H47V65L45 66V65H40V64H38V62L39 61H37V66H36V64L34 65V64H32V63H30L31 61H33V60H30V59H28V61L30 60V62H29V64H32V65H34L35 67H29V69L31 70H28V66L26 67V68H23V70L25 71V69L26 70H28L30 73V75H29V77H28V82H27V84L26 83H23L24 85L26 84V86H28V87H30V86H32L33 88H37L38 89V91H30L28 88H26L25 86V88L24 87H22V82H21V85L19 86V84L16 86V88H13L12 86H14V85H12L11 86V88L10 87H7L6 86V88H8L7 89V91H5V96H6V98L3 96L2 97V94H3V92L4 91H0V97L4 100L3 102H2V100H0L1 102H0V117H4V118H8L9 120H11V121H13L14 123H17L18 125H20L23 129L24 128H26V127H32L33 129H34V127H35V129L36 130H39V132H40V134H38L40 137H38V135H37V138H36V134H32L33 136L35 135V137H33L31 134H30V132H29V134L31 135H28V133L26 132V134L27 135H25V132L23 133L24 134V136H22V135H17L18 137H14V136H12V137H9V138H4V139H1L0 140V144L1 143H4L5 145H7L8 147L9 146H14V147H18V148H20L21 150V152H22V156H20L19 158H17V159H13V161H16L17 162V164H19L26 172H24V170L22 169V168H20V170L22 169L23 170V172H24V174L25 173H28V174H31V176H32V174L33 173H36V175H37V172L38 173H40V175L42 176V180L41 181H38V180H33V178L31 177V178H29L30 180V183H28V186L27 185H25V184H27V182H24L25 184V186H24V188L23 187H18L19 189L18 190H16L15 192H17V191H19V193L20 194H23L24 196H25V198L24 199H26L27 198V200L29 199V201L28 202H30L31 200H30V198H32V197H34V193H35V191H34V183H35V181H36V183L38 182L39 183V189H37V190H39V194L38 195H40L41 194V196L43 197V202H42V200H41V204H43L42 205V207H41V209H40V207L38 208V210L36 209H34V208H29V206H28V203H27V208H29L28 209V212H24L25 211V208H22L21 206H20V208H22L24 211L23 212H20L19 213V210L16 212L15 211V213H14V216H12V219H11V221H12V224H11V222L9 221V224L10 225H12V226H9V228L11 227H13V229L14 228H19V227H25V229H24V227H23V229L24 230H26L27 228L26 227H28V228H30V230H31V228H33V229H35V226L37 225V226H39L38 224H41L40 226L42 227V225H43V227H44V229H43V227H42V229L43 230H45V234H43L44 236L46 235V238L47 239H45L44 240V242H47V240L48 241H50L49 243H52L53 245L52 246H54V248L52 247V251H49V254H47V253H42V256H41V254H40V252L39 253H35V251L37 252V249H35L34 248V250L32 249L33 247V245L32 246H30V247H22L21 249L18 247V249H17V246L16 247H13V246H11V245H7V243L8 242H5V241H7V240H5L4 242H5V244H3V241L1 242L0 241V264H7L8 262V260H11V261H9V263L10 262H12V263H14V264H39L40 263V261L37 263V259H39V258H44V257H46L49 261H50V264H59L58 263V258L61 256L62 258H64V257H71V256H73L74 254V252L72 251V250H74V247H75V244H79L78 246V249L81 247V245L84 243V244H86L87 246L86 247H89V248H91L90 250V252L88 253V251H87V254H85L86 253V251H84V254L86 255V256H84V258H86V264H140V262L142 263V261H139V260H141V259H135L136 261H134V262H132L131 260H133L134 258H132L133 256H134V254L136 255V252L135 251H133V255L131 254V256H130V258H132V259H130L129 260V257H128V255H127V257L124 255V252H123V249H122V247L128 242L127 241V239H125L127 242L125 243H123V241H121L120 239H122V240H124V237L123 236H125V235H123V233L121 234V235H119V237L120 238H115V231H118V230H122V231H124V230H126L127 229V231H128V229H129V231L128 232H130V230H137V229H135L136 227H137V225H139V218L137 219V218H135L134 217V215L133 214H131L130 215V213L128 214L127 212H126V214L125 213H123L124 211H122L123 210V207H121V206H123L124 204V202L126 203L127 201H125V200H128L131 196H132V194H131V196H128V199H126L127 198V194H129V192H130V190H132L133 191V193H135L134 195L136 196V194H138L139 196L140 195H143L142 193L143 192H145V191H148V189H149V185H148V183H147V181H146V179L147 178H145V176H146V172H143L142 171V169L143 168H138L136 165H138V164H136V156H138V157H140L139 155H137L136 154V152L135 151H133V153H132V151H131V153L133 154V155H130V157H132V159L131 158H129V156L127 157V158H129V159H131L130 161L128 160L127 161V163L126 164H124L123 162H121V160H120V155H121V150H122V148L121 147H123L125 144H124V142H123V139L121 138L122 137V134H115L116 136H121V137H119V140H118V138H116V140H114L113 139V141H112V139L110 138V135H109V133H108V130L106 129L107 128V126H105V125H107V120H105L108 116H106L105 114H101L100 112H102L103 110H101L99 113L101 114V115H99V116H101V117H99V118H104L103 119V121L105 120V123H104V125L102 124V123H100V122H98V119L97 120H94V122H95V124H96V131H95V135L94 136H91V134L90 135H87V134H85L84 133V131H82V130H84L83 128H81L80 126V128L82 129L81 131L79 130V127H77V126H72V125H74V124H72L73 122H70L72 125V127H76V130H79V132L76 134L75 132H74V130H73V132L74 133H72V131H71V127H70V133L71 134H73L72 136L73 137H71V136H68L67 134H68V132H67V134H66V130L64 131V124H66L65 122L63 123V119H62V116L65 114V112L64 111H66L67 110V108H66V110L64 109L63 110V108L64 107H62V109H61V101L59 100V99H57V100H54V98L56 99V97H57V95H56V93H55V95H56V97H54L55 95L53 94V96H49V93H47V92H49V89H51V88H54V89H56V91L54 90V89H51L50 90V94H51V91L52 90H54L53 91V93L54 92H57V89L59 90V92L58 93H60L61 91L60 90H62L63 89V87H67V86H71L72 88H74V93L73 94H75V99H74V103L75 104H79V105H82V104H86L87 105V107H89L88 105H89V102L91 101L90 99L92 98V100L93 99H95V97L97 96V94H99L101 91H102V89H104L103 87H102V89L101 88H99L101 85H100V81L98 80V79H96V80H94V79H92L93 80V82L95 81V82H97V80H98V82H97V86H98V88L99 89H101L100 90V92H99V89H97V88H95V89H97L98 90V92H97V90H94V92L96 91L97 92V94L96 93H94L93 92V90L91 89V88H87L86 86L84 87H82L80 84V82H82V81H80L79 82V84H75V75H73V72L72 71H74L75 69H73L74 67H75V65H78L77 63H81L82 64V62H83V64H84V66L83 67H85V64L86 63H89L90 61L91 62H95L96 61V59H98L97 57H96V55L98 54V55H100V57H99V59H101V57L103 58L104 56V54L102 53V52H105V51H103V50H106V52H105V54L106 53H108L109 54V52H111V51H109V50H113L116 46H115V44H113V40L109 37V38H107V41H108V39H111L112 40V42H111V40H110V42L113 44V49H109V46H107V41L105 40L106 39V37H108V35H109V32L108 33H106L105 34V30H104V33H103V31H101V30H103V29H99V28H96V30H95ZM105 27V28H106ZM114 27V26H113ZM113 27H111V29L113 28ZM118 27V26H117ZM120 27H121V25H120ZM124 27H125V25H124ZM146 27H147V25H146ZM145 27V28H146ZM201 27V26H200ZM103 28V27H102ZM131 28V31H129L128 29H130ZM128 27V28H125V31H126V29H127V31L126 32H128L129 31V34L128 33H126L127 35H129V38L132 36L131 34L133 33V34H136L137 32L136 31H138V30H135V29H137V28H134V30H135V32L133 31V27ZM139 28V27H138ZM144 28V27H143ZM142 28V29H143ZM149 28V27H148ZM163 28V27H162ZM168 28H171V27H168ZM176 28V25H175V29H177ZM185 28V27H184ZM183 28V29H184ZM198 28H199V26H198ZM197 28V29H198ZM61 29V30H60ZM81 29V28H80ZM109 30V28H108V30L110 31V34H111V31H112V34H113V30H115V28H113L112 30ZM141 29V28H140ZM166 29H167V26H166ZM177 29V30H178ZM189 29H190V27H189ZM201 29V28H200ZM199 29V30H200ZM205 29V28H204ZM213 29V28H212ZM75 30V29H74ZM83 30V29H82ZM101 31L104 35H102L103 36V38H102V36H101V34L102 33H99L98 31ZM107 29H106V32L108 31ZM146 33H147V29L145 30V29H143ZM151 30V29H150ZM161 30V29H160ZM168 30H170V29H168ZM172 30V31H171ZM170 31L173 33L174 31H173V29H171ZM180 30V29H179ZM182 30V29H181ZM203 30V29H202ZM77 31V30H76ZM75 31V32H76ZM140 31H142V30H140ZM149 31V30H148ZM186 31V30H185ZM86 32H89V33H86ZM91 32V33H90ZM124 32V31H123ZM131 32V33H130ZM177 32V31H176ZM188 32H190V31H188ZM187 32V33H188ZM206 32V31H205ZM73 34H74V32H72ZM77 33V32H76ZM80 33V32H79ZM83 33V32H82ZM116 32H114V34H115ZM138 33H139V31H138ZM136 34L135 36V40H136V42L138 41V40H140V42H139V44L138 45H140V46H146V44H144L147 40H145L146 38H145V36H144V40H145V42L143 41V40H141L140 39V37H138V36H142V33H143V31L141 32V34L139 33V34ZM150 33H152V32H150ZM166 33H167V31H166ZM180 33V32H179ZM183 33V32H182ZM198 33H200V32H198ZM66 34V35H65ZM108 34V35H107ZM117 34L118 33H116L115 35H116V37H118L117 36ZM122 34V33H121ZM145 34V33H144ZM75 35V34H74ZM82 35V34H81ZM106 35V36H105ZM147 35V34H146ZM149 35V34H148ZM148 35H147V38H148ZM151 35V34H150ZM153 35V34H152ZM157 35V34H156ZM170 35V34H169ZM174 35H176V34H174ZM183 35H185V34H183ZM202 35V34H201ZM66 36V37H65ZM99 36H101L100 38H99ZM114 36V35H113ZM122 36V35H121ZM124 36V35H123ZM122 36V37H123ZM153 36H155V34L153 35ZM165 37L167 36V35H164ZM188 36V35H187ZM203 36V35H202ZM75 37H77V36H75ZM115 37V36H114ZM115 37V38H116ZM119 37H120V35H119ZM122 37H120V38H122ZM134 37V36H133ZM133 37H131V38H133ZM158 37V36H157ZM162 36H160V38H161ZM171 37V36H170ZM192 37H193V35H192ZM195 37V36H194ZM65 38V39H64ZM74 38V37H73ZM80 38H82V37H80ZM98 40H97V39ZM102 38V39H101ZM124 38H127V36L126 37H124ZM124 38H122V40L124 39ZM151 38V37H150ZM154 38V37H153ZM155 38H156V36H155ZM154 38V41H156V39ZM167 38V37H166ZM197 38V37H196ZM195 38V39H196ZM236 38V37H235ZM69 39V38H68ZM96 39V40H95ZM143 39V38H142ZM152 39V38H151ZM158 39V38H157ZM163 39H165V38H163ZM163 39L161 40V42L163 41ZM168 39V38H167ZM170 39V38H169ZM172 40L171 41H176V42H179L178 41V39L177 38H175V39H177V40H173V38H171ZM184 39V38H183ZM198 39H200L199 37H198ZM65 40V42L66 43H64L63 41ZM85 40V41H84ZM92 40H94V42H96L97 44L99 43H103V41H101V40H104V44H100V45H96V43H94V42H92ZM99 40H100V42H99ZM119 40V39H118ZM121 40V39H120ZM121 40V41H122ZM129 40V39H128ZM131 40V39H130ZM160 40V39H159ZM197 40V39H196ZM202 40V39H201ZM201 40H199V42L201 41ZM106 41V42H105ZM116 41V40H115ZM127 41V40H126ZM132 41V40H131ZM134 41V40H133ZM141 41H143V42H141ZM153 41V40H152ZM166 42H167V40H165ZM165 41H163V43L165 42ZM169 41V40H168ZM170 41V42H171ZM52 42H54L53 44H52ZM63 42V43H62ZM86 42H88V43H90V44H88V45H90L91 47L90 48H88V46H87V44L85 45V43ZM109 42V41H108ZM125 43V41H122V43ZM148 42V41H147ZM157 42V41H156ZM176 42H174L173 44H176ZM181 42H182V40H181ZM188 42H189V40H188ZM198 42V43H199ZM58 43V44H57ZM59 43H62V44H60L59 45ZM106 43V44H105ZM117 43H119V41H117ZM134 43V42H133ZM132 43V45L134 46V48H137V50H139L138 48L140 47V46H136V45H134V44H137V43H134L133 44ZM152 43V42H151ZM157 43H159V41L157 42ZM156 43V44H157ZM169 43V42H168ZM183 43V42H182ZM65 44V45H64ZM92 44V45H91ZM94 44V45H93ZM148 45H149V43H147ZM156 44H154V46H156ZM58 45L60 46V47H58ZM61 45H62V47H61ZM102 45H103V48H104V46L107 48V49H100L101 47H102ZM109 45H110V47L112 48V45L109 43ZM117 45H120V44H117ZM124 45V44H123ZM126 45H127V49H129V43H128V41L126 42ZM152 45H153V43H152ZM163 45H166V43L165 44H163ZM162 45V46H163ZM171 45V44H170ZM198 44L196 43V46H197ZM200 45V44H199ZM94 46V47H93ZM100 46V47H99ZM131 46V45H130ZM142 47V49H141V47H140V50L142 51V50H144V51H147V49L146 48H148V46L145 48V47ZM149 46H151V45H149ZM153 46V47H154ZM166 46H168V44L166 45ZM40 47V46H39ZM42 47H40L41 49H42ZM46 47V46H45ZM48 47H46L47 49H48ZM99 47V50H102L101 51V53L103 54H101L100 53V51L97 49ZM120 47H122L123 48V46H121L120 45ZM153 47H152V49H153ZM158 47V48H157ZM156 47V49H158L159 50V45ZM161 47V46H160ZM177 47H178V45H177ZM176 47V48H177ZM179 47H180V44H179ZM182 47H183V45H182ZM185 47H187V46H185ZM188 47H189V45H188ZM191 47V46H190ZM189 47V48H190ZM201 47V46H200ZM239 47H240V45H239ZM35 48V47H34ZM33 48V49H34ZM40 48H36L37 50L38 49H40ZM72 48V47H71ZM97 50H96V49ZM125 48V47H124ZM164 49L166 48V47H163ZM162 48V49H163ZM168 48H170V47H168ZM168 48H166L167 50H168ZM188 48V49H189ZM194 48V47H193ZM198 48V47H197ZM202 48V47H201ZM205 47L203 46V49H204ZM36 49H35V53L33 52V53H30L29 51V54H31L30 55V57H32L33 55L32 54H36L37 52H36ZM52 49V48H51ZM89 49H91V51L89 50ZM131 49H132V46H131ZM161 49V48H160ZM172 49V48H171ZM183 49V48H182ZM192 49V48H191ZM199 49V48H198ZM206 49V48H205ZM27 50H29V48L27 49ZM50 50V49H49ZM60 50V51H61ZM87 50H89V51H87ZM97 52H96V51ZM116 50H118L117 48H116ZM116 50L114 51V52H116ZM120 50H123V49H120ZM136 49H135V51H137ZM139 50V51H140ZM170 50V49H169ZM173 50H175V48L173 49ZM177 50V49H176ZM175 50V51H176ZM181 50V49H180ZM179 50V52H181ZM186 50H187V48H186ZM190 50V49H189ZM188 50V51H189ZM33 50H31V52H32ZM57 51V50H56ZM99 51V52H98ZM107 51H109V52H107ZM129 51V50H128ZM151 50L150 49H148V51H147V54H145V57L148 55V56H151V54H152V52L154 51L155 52V49H153L152 50V52H150ZM164 50H162V52H163ZM174 51V52H175ZM178 51V50H177ZM185 51V50H184ZM190 51H192V50H190ZM193 51H195V50H193ZM199 51H201L200 49H199ZM203 51V53H205L204 51L205 50H202ZM201 51V52H202ZM26 52V51H25ZM25 52H24V54H25ZM94 52H96V54L94 55ZM123 52H125L126 53V51H123ZM151 54H150V53ZM161 53V51H157V53ZM167 52V51H166ZM171 52V51H170ZM201 52L199 53L200 55H198L197 53L198 52H196V54L198 55V57H199V60L200 61H204V60H201L200 59V56H202L201 58L202 59H204L203 57V53L201 54ZM54 53H56V52H54ZM100 53V54H99ZM112 53V52H111ZM110 53V54H111ZM122 53V52H121ZM124 53V54H125ZM131 52H129V54H130ZM138 53V52H137ZM139 53H143V52H139ZM144 53H146V52H144ZM144 53L142 54V56L144 55ZM150 55H149V54ZM156 53V54H157ZM164 53H165V51H164ZM168 53V52H167ZM195 53V52H194ZM23 54V53H22ZM22 54L20 55L21 57L20 58H23L22 57ZM41 54H43V53H41ZM86 54V56H84ZM109 54V55H110ZM116 54V53H115ZM131 54H133V53H131ZM155 54V53H154ZM154 54L152 55L153 57H155L156 58V56L158 57L159 55H156V56H154ZM182 54H184V53H182ZM193 54V53H192ZM255 54V53H254ZM258 54V53H257ZM26 55H27V52H26ZM49 55V56H48ZM120 55H122V54H119V59L121 60V59H123V57L122 58H120ZM163 55V54H162ZM160 56V57H163V56ZM167 55V54H166ZM175 55V54H174ZM178 55H181L180 53L178 54ZM185 55V54H184ZM190 55V54H189ZM196 55V56H197ZM0 56V57H1ZM24 56V55H23ZM28 57H29V55H27ZM38 56V55H37ZM106 56H107V54L105 55V57L101 60V61H103L104 59V61L106 62L107 61V63L108 64H111L110 65V67L111 66H113V63H115V62H119V61H117V60H115V59H113V60H110V59H108L109 61H113V62H110L109 63V61L106 59ZM111 56V55H110ZM110 56H108V57H110ZM125 56V55H124ZM138 56H140L141 57V54H139ZM147 56V57H148ZM190 56H192V55H190ZM189 56V57H190ZM194 56V55H193ZM210 56V55H209ZM50 57V58H51ZM96 57V58H95ZM115 56H114V54H113V58H114ZM133 57V56H132ZM182 57V59H183V56H181ZM188 57V58H189ZM206 57V56H205ZM25 58V57H24ZM39 58V57H38ZM43 58V57H42ZM128 58V57H127ZM151 58V57H150ZM159 58V57H158ZM157 58V59H158ZM186 58V57H185ZM206 58H208V55H207V57ZM19 56H18V58H17V61H20L21 59H19ZM35 59V58H34ZM53 59V58H52ZM111 59H112V57H111ZM140 59V58H139ZM146 59V58H145ZM152 59V58H151ZM162 58H160L159 60H161ZM165 59V58H164ZM174 59V58H173ZM187 59V58H186ZM190 59H193V60H196L197 61V59H195V58H191L190 57ZM10 60H13L12 61V64L10 63ZM25 60V59H24ZM38 60V59H37ZM128 60V59H127ZM127 60H125V62L127 61ZM130 60V59H129ZM208 60V59H207ZM27 61V62H28ZM65 61H66V63H65ZM97 61H99L98 63L100 64V65H98V63H96ZM95 63L100 67V66H105V64H106V66L105 67H107L108 65H107V63H103V62H101L100 63V60H97ZM115 61V62H114ZM122 61H124V60H122ZM121 61V62H122ZM131 61H133L132 59H131ZM148 61V60H147ZM150 61V60H149ZM155 61V60H154ZM188 61V60H187ZM206 61V60H205ZM205 61H204V63H205ZM21 62V64L23 63V61L21 60L20 61ZM25 62V61H24ZM35 62V61H34ZM43 62V61H42ZM44 62H45V60H44ZM124 62V63H125ZM189 62V61H188ZM192 62V61H191ZM195 62V61H194ZM193 62V63H194ZM197 62H199V61H197ZM207 62H209V61H207ZM26 63V62H25ZM40 63V62H39ZM94 63V67L93 66H91L92 65V63L91 64H88V65H90L91 67H90V70L91 71H93V70H95L96 68H98V67H96L95 68V64ZM128 64L127 65H129V62H127ZM148 63V62H147ZM155 63H156V61H155ZM172 63V62H171ZM202 64L201 62H199V63H197L198 64V68L199 69H201L200 67H203L204 68V66H205V64ZM210 63V62H209ZM6 65H4V66H1V68H0V72H2L5 68V71H8L9 70V68H8V64L7 63H5ZM11 64V65H10ZM17 64H20V63H17ZM16 64V65H17ZM20 64V65H21ZM29 64H27V65H29ZM102 64V65H101ZM116 64V63H115ZM119 64H121V63H119ZM122 64H123V62H122ZM126 64V63H125ZM133 64V63H132ZM135 64V63H134ZM153 64V63H152ZM169 64V63H168ZM207 64V63H206ZM1 65V64H0ZM14 65V67H15V69L17 68V66H19V65ZM87 65V64H86ZM117 65V64H116ZM115 65V67H117L118 68V66H116ZM124 65V64H123ZM136 65H137V63H136ZM191 65V64H190ZM193 65V64H192ZM204 65V66H203ZM24 66H26V65H24ZM29 66H31V65H29ZM79 66V65H78ZM77 66V67H78ZM82 66H80V68L82 67ZM125 66V65H124ZM147 66V65H146ZM160 66V65H159ZM167 66V65H166ZM209 67H210V65H208ZM208 66L206 67V68H208ZM10 68V69H12L13 70V74L15 73V69L14 68ZM21 67H23L22 65L20 66V67H18V68H21ZM83 67H82V69H83ZM87 68H89L88 66H86ZM85 67V69H87ZM101 67V68H102ZM102 68L101 70H105L106 68ZM138 67V66H137ZM190 66H189V64H188V68H189ZM7 68H8V70H7ZM79 68V67H78ZM95 68V69H94ZM117 68H116V71H117ZM119 68L120 69H123V70H125V67H123L122 68V66H119ZM127 68V67H126ZM130 68H133L132 66H130ZM166 68V67H165ZM193 68V67H192ZM73 69V70H72ZM100 69V68H99ZM98 69V70H99ZM107 69H109V67L107 68ZM113 69V68H112ZM119 69V70H120ZM134 69H135V66H134ZM134 69H133V73H135V71H134ZM137 69V68H136ZM195 69V68H194ZM212 69V68H211ZM81 70V69H80ZM98 70L96 69V71H97V75L98 76H100L99 74H101V76L102 75H104V77L103 78H106L107 76H109L110 77V75H112L113 74V71H114V69L113 70H111L110 71V69H109V71L108 70H106V72L105 71H103V72H101V73H99L98 72ZM130 70L131 69H129V72H130ZM189 70H190V68H189ZM202 70V69H201ZM200 70V71H201ZM206 70V69H205ZM209 70V69H208ZM5 71H3V74L5 73ZM17 72L18 71H20V70H16ZM24 71H22V72H24ZM83 71V70H82ZM115 71V72H116ZM126 71V70H125ZM192 71V70H191ZM199 71V72H200ZM27 72V71H26ZM85 72H88L87 70H85ZM94 72V71H93ZM91 73V74H94V73ZM108 72H112V74H109V75H107V73ZM115 72H114V74H115ZM118 72H120V71H118ZM118 72H116V74L115 75H113L114 76V80H115V77L117 76V74H118ZM128 72V71H127ZM169 72V71H168ZM206 72V71H205ZM208 72V71H207ZM6 73H8V72H6ZM20 73V72H19ZM19 73H16L15 75H17V74H19ZM75 74H76V71L74 72ZM89 73V72H88ZM103 73V74H102ZM138 73V72H137ZM10 75H11V73H9ZM9 74H7V77H8V75ZM21 74V73H20ZM20 74H19V76H20ZM90 74V75H91ZM119 74H121L122 75V72L121 73H119ZM118 74V75H119ZM126 74V73H125ZM10 75H9V77H10ZM25 75H26V77L28 76L26 73H25ZM24 75V76H25ZM89 75V74H88ZM97 75H95V77H97ZM138 75V74H137ZM189 75V74H188ZM199 75H201V74H199ZM1 76H3V75H1ZM6 76V75H5ZM79 76V75H78ZM140 76H141V74H140ZM12 77V76H11ZM10 77V78H11ZM14 77V76H13ZM11 78L12 80L14 79V78H16V77H14V78ZM18 77V76H17ZM21 77H22V74H21ZM20 77V78H21ZM121 77H123V78H125V80H123ZM130 77V76H129ZM142 77V76H141ZM4 78H6V77H4ZM81 78H82V76H81ZM80 78V79H81ZM85 78V77H84ZM83 78V81L86 79H84ZM89 78H91V76L89 77ZM92 78H93V75H92ZM99 79H101L100 77H98ZM127 77H125L124 75H122V76H119L117 79L118 80H123L122 82L124 83H126V86L124 87V88H126V89H129L128 88V86H127V82H128V80L129 79H126ZM138 78V77H137ZM145 78V77H144ZM143 78V79H144ZM9 79V78H8ZM10 79V80H11ZM17 79V78H16ZM15 79V85L20 81V80H22V79H20V80H16ZM77 79H79V78H77ZM106 79H108V78H106ZM106 79H105V81H106ZM113 79V77L112 78H110V79H108L109 81L110 80H112ZM131 79V78H130ZM1 80H3L2 78H1ZM0 80V81H1ZM5 80V79H4ZM27 80V79H26ZM25 80V81H26ZM82 80V79H81ZM114 80H112V81H114ZM133 80V79H132ZM148 80V79H147ZM6 81H7V79H6ZM9 81V80H8ZM23 81V80H22ZM87 81V80H86ZM88 81H91V79L90 80H88ZM102 81V80H101ZM104 81V82H105ZM109 81H108V84H109ZM112 81H110L111 82V84H113L112 83ZM116 81V80H115ZM141 81V80H140ZM13 82H14V80H13ZM94 82V83H95ZM104 82H101L102 84H106L107 85V81H106V83H104ZM134 82L135 81H133V85H134ZM137 82V83H136ZM135 82V84H137V85H139L138 84V81H136ZM144 82H146L147 83V81H146V78H145V80H144ZM1 83H4L5 84V82H0V84ZM88 83V82H87ZM91 83V82H90ZM114 83H117V82H114ZM123 83H121V81H120V85L121 84H123ZM3 84V85H4ZM86 84V83H85ZM142 84V83H141ZM141 84H140V86H139V88H143V87H145V86H142L141 87ZM144 84V83H143ZM149 85H150V83H148ZM2 85V84H1ZM2 85V86H3ZM7 85V84H6ZM87 85V84H86ZM100 85V86H99ZM105 85V86H106ZM125 85V84H124ZM123 85V86H124ZM133 85L132 84H130L129 83V86L132 88L133 87ZM136 85V86H137ZM145 85V84H144ZM9 86V85H8ZM59 86H60V89H59ZM61 86H63L62 88H61ZM90 87H92V85L90 84L89 85ZM94 86H95V84H94ZM96 86V87H97ZM112 86V85H111ZM117 89L116 90H118L119 89V85L117 86V85H114ZM123 86H121L122 88H120V89H123L124 90V92H125V89L123 88ZM31 87V88H32ZM66 87H65V89H66ZM135 87V86H134ZM147 87V86H146ZM1 88V87H0ZM4 88V87H3ZM10 88V89H9ZM136 88V87H135ZM157 88H158V86H157ZM94 89V88H93ZM114 89V88H113ZM146 88H143L142 90H145ZM150 90L152 89V92L151 93H149L148 94V96L149 97H151V94L152 93H154V91H155V94H156V90H154L153 91V88H152V86H151V88H149ZM1 90V89H0ZM4 90V89H3ZM67 90H68V87H67ZM70 90V89H69ZM111 90H112V88H111ZM116 90H115V93H116ZM123 90L121 91V93L123 92ZM133 90H134V88H133ZM135 90H138V89H135ZM141 90V91H142ZM147 90H148V88H147ZM149 90V91H150ZM158 90V89H157ZM65 91V90H64ZM71 91V90H70ZM109 91V90H108ZM108 91H107V94H109L108 93ZM127 91V90H126ZM132 91V90H131ZM140 91V90H139ZM140 91V92H141ZM146 91V90H145ZM148 91V92H149ZM68 92V91H67ZM71 92H73V91H71ZM105 92H106V89H105ZM123 92V93H124ZM144 92V91H143ZM147 91H146V93H148ZM69 94H70V92H68ZM111 93V92H110ZM132 93H134L133 91L131 92V94ZM136 94H137V91L135 92ZM146 93H145V95H146ZM157 93H159V91L157 92ZM94 94H96V96L94 95ZM114 94V93H113ZM112 93L109 95V96H111V95H113ZM117 94V93H116ZM119 94V93H118ZM117 94V95H118ZM126 94V93H125ZM128 94V93H127ZM126 94V95H127ZM138 94H142L143 95V93L141 92V93H138ZM154 94V95H155ZM52 95V94H51ZM58 95H60V94H58ZM68 95V94H67ZM72 95V94H71ZM101 95V93L98 95V96H100ZM102 95H103V92H102ZM105 96H107L106 95V93L104 94ZM103 95V96H104ZM117 95H114V96H117ZM123 95L124 94H122V97H123ZM153 95V94H152ZM159 95V94H158ZM162 94H160V96H161ZM69 96V95H68ZM72 96H74V95H72ZM95 96V97H94ZM103 96H100L101 98H103ZM105 96H104V98H105ZM108 96V97H109ZM114 96H112V97H114ZM139 96V95H138ZM188 96V95H187ZM24 97V98H23ZM54 97V98H53ZM67 97V96H66ZM94 97V98H93ZM100 97H96V98H98V100L100 99ZM108 97H106V98H108ZM125 97H130V95L128 94L127 96H125ZM136 97V96H135ZM149 97H148V100L150 101V99H149ZM157 97V96H156ZM159 97V96H158ZM161 97H163V96H161ZM157 98V100H159V105H160V101H162V103H164L163 102V98ZM0 98V99H1ZM52 98V99H51ZM72 98V97H71ZM117 98H118V96H117ZM128 98H126V99H128ZM139 98V97H138ZM137 97L135 98V99H138ZM140 98H141V96H140ZM139 98V99H140ZM146 98V97H145ZM155 98V97H154ZM121 99H123V101H124V98H121L120 97V100ZM134 99V100H135ZM143 99H144V97H143ZM98 100L96 99V101L95 100H93L92 102H96L97 103V105H98ZM110 100V99H109ZM117 100V99H116ZM130 100V99H129ZM140 100H142V99H140ZM139 100V101H140ZM151 100L153 101V99H152V97H151ZM156 100V99H155ZM157 100H156V102H157ZM166 102L168 101V99L167 98H165L164 99ZM63 101V100H62ZM100 101V100H99ZM103 101V100H102ZM104 101H106L105 99H104ZM118 101V100H117ZM122 100H121V102H123ZM138 101V100H137ZM136 101V102H137ZM142 101H144L145 102V100H142ZM180 101H182L181 99H180ZM190 101H191V99H190ZM101 102V101H100ZM125 102V101H124ZM143 102V103H144ZM166 102H165V104H166ZM68 103V102H67ZM91 103V102H90ZM95 103V104H96ZM108 103H109V101H108ZM126 103H127V101H126ZM125 103V104H126ZM130 103H132V102H130ZM141 103V102H140ZM139 103V104H140ZM142 103V104H143ZM151 104H152V102H150ZM150 103H147V101L145 102V104H150ZM155 103V102H154ZM158 103V102H157ZM161 103V104H162ZM171 103V102H170ZM187 103V102H186ZM194 103V102H193ZM68 104H70V103H68ZM92 104V103H91ZM112 104V103H111ZM121 104V103H120ZM124 104V103H123ZM134 103H132V105H133ZM137 104V103H136ZM135 104V105H136ZM150 104V105H151ZM164 104V105H165ZM63 105H64V103H63ZM62 105V106H63ZM67 105V104H66ZM72 105H74V104H72ZM94 105V104H93ZM93 105H91L90 106V108H92V106ZM96 105V106H97ZM105 105V104H104ZM104 105H102L103 106V108H104V110H105V107H104ZM106 105H107V102H106ZM105 105V106H106ZM116 105V104H115ZM114 105V106H115ZM127 105V104H126ZM128 105H130V104H128ZM128 105H127V107H128ZM157 105V104H156ZM155 104L153 105V106H156ZM65 106V105H64ZM68 106V105H67ZM99 106H100V104H99ZM108 106H110V105H108ZM119 106V105H118ZM121 106L122 105H120V108H121ZM131 106V105H130ZM129 106V107H130ZM142 106V105H141ZM162 106H163V104H162ZM162 106L160 107V106H158V107H160L161 108V110L163 111V113L165 114L166 112L165 111H167L168 110V113H170V111L169 110H172V109H170V108H172L171 106L172 105H169V104H167V105H165V108H169V109H166L165 110V108H164V110L162 109ZM167 106V107H166ZM170 106V107H169ZM72 107V106H71ZM76 107V106H75ZM85 108V106L83 105L82 106V108ZM98 107V106H97ZM113 107V106H112ZM128 107V108H129ZM133 108H134V105L132 106ZM137 107H139V105H137ZM137 107H135L134 109H136ZM146 107H147V109H148V106L146 105ZM145 107V105H144V109L146 108ZM164 107V106H163ZM74 108V107H73ZM80 108V107H79ZM90 108H88V110L90 109ZM102 108V109H103ZM111 108V107H110ZM120 108H118L117 110H119L120 111ZM142 108H143V106H142ZM149 108H151V107H149ZM92 109H94V108H92ZM97 109V108H96ZM99 109V108H98ZM98 109H97V112H98ZM108 109V111H109V108H107ZM132 109V108H131ZM130 109V110H131ZM134 109H132V110H134ZM138 109V108H137ZM140 110H141V108H139ZM153 109H158L157 108V106H156V108L154 107ZM70 110H71V108H70ZM77 109H75V111H74V113L76 112L77 113V111H76ZM82 110V109H81ZM113 110H114V108H113ZM127 110V109H126ZM140 110H138V111H140ZM146 110V109H145ZM160 109H158V111H159ZM90 111V110H89ZM123 111V110H122ZM128 111V110H127ZM68 112L70 113V111H69V106H68ZM85 112H87L86 110H85ZM95 113V111H91V113ZM96 112V113H97ZM116 112H118V111H116ZM133 112H135V111H132V112H129V115L132 113V115L133 114H135V113H133ZM137 112V111H136ZM143 112H146V111H143ZM152 112V109L149 111V113H151ZM156 112H157V110H156ZM156 112H154L155 113V115H153V112H152V115H153V117L154 116H157L158 114H163V113H156ZM172 112H174V110H172ZM171 112V117L173 116V114H175V113H172ZM69 113H67L66 112V115H68ZM108 114H109V112H107ZM106 113V114H107ZM112 113V112H111ZM110 113V114H111ZM148 113V112H147ZM148 113V114H149ZM167 113V115H168V117H169V114ZM184 113V112H183ZM187 113V112H186ZM72 114V113H71ZM78 114H79V109H78ZM77 114V115H78ZM80 114L81 115H83L84 117L87 115L88 116V114L86 113V115H85V113H84V111H83V113L80 111ZM79 114V115H80ZM117 114H119V112L117 113ZM127 114V113H126ZM143 113H141V115H142ZM147 114V115H148ZM157 114V115H156ZM178 113H176V115H177ZM181 114V113H180ZM179 114V116H181ZM63 116V118H64V120H65V117H70L71 115L69 114V116ZM73 115V114H72ZM92 115V117H93V114H91ZM91 115H89V118H90V116ZM102 115H103V117H102ZM104 115L106 116V117H104ZM116 115V114H115ZM136 115V114H135ZM137 115L138 116H140V114L137 112ZM150 115V114H149ZM183 115H185V114H183ZM97 116V115H96ZM114 116V115H113ZM134 116V115H133ZM133 116H131V117H133ZM138 116H135L133 119H137L138 118ZM163 116H165V115H163ZM162 116V117H163ZM178 116V117H179ZM80 117V116H79ZM110 117V116H109ZM117 117H118V115H117ZM123 117H124V115H123ZM141 117V118H140ZM139 117V119H143L142 117H145V115L144 116H140ZM150 117V116H149ZM152 117V116H151ZM150 117V118H151ZM152 117V118H153ZM158 117H159V115H158ZM59 118H61L62 120L60 121V119ZM73 118V117H72ZM71 118V121L73 120ZM77 118H78V116H77ZM120 118V117H119ZM122 118V117H121ZM128 118V117H127ZM156 118V117H155ZM164 118V117H163ZM162 118V119H163ZM166 118V117H165ZM170 118V117H169ZM184 118H186V117H184ZM183 118V119H184ZM70 119V118H69ZM68 119V120H69ZM94 119V118H93ZM101 119V120H102ZM123 119V118H122ZM145 119L147 120V117H145ZM144 119V120H145ZM154 119V118H153ZM153 119H150V120H152V122L153 121H156L157 120V118L155 119V120H153ZM182 119V120H183ZM7 120V119H6ZM67 120V119H66ZM80 120V119H79ZM90 120H91V118H90ZM100 119H99V121H101ZM129 120H131V118L129 119ZM135 120H133V121H135ZM138 120V119H137ZM149 120V119H148ZM158 120H161V115H160V118L158 119ZM167 120H170V119H168L167 118ZM188 120V119H187ZM81 121V120H80ZM80 121H79V123H80ZM163 121V120H162ZM164 121H165V119H164ZM163 121V122H164ZM60 122H62V123H60ZM82 122H83V120H82ZM98 122V123H97ZM102 122V121H101ZM138 122V121H137ZM151 122V121H150ZM157 122V121H156ZM155 122V123H156ZM160 122V121H159ZM166 122V121H165ZM177 122V121H176ZM182 122V121H181ZM68 123V122H67ZM90 123V122H89ZM143 123V122H142ZM154 123V124H155ZM83 124H85V122L83 123ZM92 123H90V125H91ZM149 124V123H148ZM151 124V123H150ZM7 125V124H6ZM61 125H64V126H61ZM67 126V128L69 127L68 126V124H66ZM80 125H82V124H80ZM85 125H87V123L85 124ZM159 125V124H158ZM186 125V124H185ZM185 125H184V127H183V125H180V126H182L183 128H185ZM83 127H84V125H82ZM92 126V125H91ZM91 126H89V128H87V126H85L86 128H87V130L88 129H91L92 127ZM94 126V125H93ZM163 126V125H162ZM166 126V123H165V125H164V132L166 131V134L168 133V129L165 127ZM91 127V128H90ZM110 127V126H109ZM112 127V126H111ZM110 127V128H111ZM159 127V126H158ZM158 127H156V128H158ZM85 128V129H86ZM156 128H154V129H156ZM166 128V129H165ZM171 128H173V127H171ZM178 128V127H177ZM75 129V128H74ZM139 129V128H138ZM176 129V128H175ZM181 129V128H180ZM68 130H69V128H68ZM67 130V131H68ZM87 130H85V131H87ZM153 130V129H152ZM159 129H157V131H158ZM183 130V129H182ZM222 130V129H221ZM94 131V130H93ZM11 132V131H10ZM19 132V131H18ZM81 132H83V133H81ZM87 132H90L89 130L87 131ZM111 132V131H110ZM118 132H120V131H118ZM153 132H155V131H153ZM152 132V133H153ZM179 132H181L182 133V131H179ZM37 133H38V131H37ZM113 133H117V132H114V129H113V132H112V134ZM128 133V132H127ZM159 133H161V135L163 134L162 133V130L159 132ZM176 133V132H175ZM223 133V132H222ZM61 134H63L62 135V137L63 138H61ZM71 134H69V135H71ZM150 134V133H149ZM155 134H157V133H153V135H155ZM220 134V133H219ZM228 134V133H227ZM230 134V133H229ZM13 135V134H12ZM55 135H58L59 137H60V139H59V137H58V139H57V142L55 143V141L53 140L52 142H54L55 144H53V148H51L52 146V143H50L49 141L50 140H52V139H50L51 137H53V136H55ZM160 135V136H161ZM164 135V134H163ZM168 135V134H167ZM177 135H178V133H177ZM184 135V134H183ZM225 135V134H224ZM113 136V135H112ZM152 136V135H151ZM220 136V135H219ZM229 136V135H228ZM158 137V136H157ZM163 137V136H162ZM222 137V136H221ZM225 137V136H224ZM122 139V141H121V139ZM132 138V137H131ZM181 138V137H180ZM185 138V137H184ZM54 139H55V137H54ZM110 139H111V141H110ZM159 139V138H158ZM226 139V138H225ZM45 140H47V142H49L50 144H46L47 142L45 141ZM49 140V141H48ZM147 140V139H146ZM166 140H167V138H166ZM171 140V139H170ZM180 140V139H179ZM233 140V139H232ZM46 143H45V142ZM119 141H120V143L122 142V144H124V145H121L120 143H119ZM152 141V140H151ZM155 142V141H154ZM158 142V141H157ZM167 142V141H166ZM169 142V141H168ZM171 142H172V140H171ZM43 143H45V144H43ZM160 143V142H159ZM176 143V142H175ZM229 143H231V142H229ZM235 143V142H234ZM3 144V145H4ZM168 144V143H167ZM224 144H226V143H224ZM48 145V146H47ZM127 145V144H126ZM2 146V145H1ZM42 146H45L46 148L47 147H49L50 146V148L51 149H55V150H52L53 152L54 151H57L58 152V156H57V158L55 157L54 159L55 160H52V158L53 157H51V159H50V156H47V157H45L46 156V154H45V156H43V155H41V150L43 151L42 153L44 154V150H46V148H44V149H42ZM54 146H55V148H54ZM132 146V145H131ZM159 146H160V144H159ZM234 146V145H233ZM239 146V145H238ZM125 147V146H124ZM123 147V148H124ZM165 147V146H164ZM227 147V146H226ZM7 148V147H6ZM180 148V147H179ZM239 148V147H238ZM51 149H49V148H47V150H50L49 152L48 151H46L45 153H47L48 152V154H51L50 152H52L51 151ZM127 151H126V150ZM129 148H127V147H125L124 148V151L127 153V152H129L130 153V149L132 150V148H130L129 150H128ZM164 149V148H163ZM134 150V149H133ZM165 150V149H164ZM170 150V149H169ZM1 151V150H0ZM20 151H19V153H20ZM140 151V150H139ZM139 151H138V153H139ZM155 151V150H154ZM176 151V150H175ZM52 152V154L53 155H57V152H56V154H54ZM124 152V153H125ZM135 152V153H134ZM37 153H40V154H37ZM165 153H166V151H165ZM173 153V152H172ZM180 153V152H179ZM240 153H242V152H240ZM6 154V153H5ZM161 154V153H160ZM163 154V153H162ZM177 154V153H176ZM175 154V155H176ZM182 154V153H181ZM186 154V153H185ZM249 154V153H248ZM247 154V155H248ZM10 155V154H9ZM16 155V154H15ZM41 155V156H40ZM123 155V154H122ZM134 155H136L134 158H133V156ZM151 155V154H150ZM173 155V154H172ZM261 155V154H260ZM4 156V155H3ZM167 156H168V154H167ZM243 156H244V154H243ZM2 157V156H1ZM7 157V156H6ZM17 157V156H16ZM15 157V158H16ZM44 157V158H43ZM122 157H124V156H122ZM157 157V156H156ZM181 157V156H180ZM126 158V159H127ZM2 159V158H1ZM5 159V158H4ZM56 159H58L57 161H56ZM138 159V158H137ZM179 159V158H178ZM185 159V158H184ZM253 159V158H252ZM10 160V159H9ZM59 160H61V161H59ZM1 161V160H0ZM3 161H5V160H3ZM12 161V162H13ZM126 161V160H125ZM182 161V160H181ZM140 163V160L138 159V161H137V163ZM169 162V161H168ZM257 162V161H256ZM7 163V162H6ZM81 164L82 166H83V172L82 171H80V170H77L78 169V167H76L78 164ZM141 163H142V161H141ZM175 163V162H174ZM77 164V165H76ZM165 164V163H164ZM172 164V163H171ZM6 165V164H5ZM141 166H142V164H140ZM166 165H167V163H166ZM173 165V166H172ZM171 166L172 167H174V165L175 164H172ZM176 165L177 166H179V168H176L177 169V172L179 173V175L182 173V171H184L183 169L186 167H184L183 168V166H181L182 164H181V162H178V163H176ZM168 166V165H167ZM171 166H168V168L167 169H170V168H172ZM177 166H175V167H177ZM4 167V166H3ZM140 167V166H139ZM170 167V168H169ZM175 167H174V170H175ZM15 168H16V166H15ZM82 168V167H81ZM145 168V167H144ZM181 168H182V170H181ZM190 168V167H189ZM188 168V169H189ZM2 169H4V168H2ZM123 169H126V174H127V182L129 183V186L127 185H125L124 184V182H123V180H122V178L120 177V174H121V171L123 170ZM164 169L165 170H167L166 169V167H164ZM193 169V168H192ZM1 170V169H0ZM6 170V169H5ZM18 170H19V167H18ZM156 170V169H155ZM154 170V171H155ZM173 170V169H172ZM185 170H186V168H185ZM261 170V169H260ZM10 171V170H9ZM14 171H15V169H14ZM84 171H86V172H84ZM171 171V170H170ZM187 171V170H186ZM3 172V171H2ZM174 172V171H173ZM190 172H192V171H190ZM19 173V172H18ZM148 174L149 173H151V174H153L151 171H149V172H147ZM183 173H185V172H183ZM183 173H182V175H183ZM187 173H188V171H187ZM8 174V173H7ZM148 175V176H153V175ZM176 174V173H175ZM13 175V174H12ZM73 175H75V178H76V180L74 181V184L72 183V185L71 184H69V182L71 183V181L70 180H73L72 178H74V176ZM181 175V176H182ZM8 176V175H7ZM14 176V175H13ZM16 176H17V174H16ZM21 176L23 177V175L21 174ZM21 176H20V178H21ZM34 176V175H33ZM73 176V177H72ZM147 176V177H148ZM176 176H178V175H176ZM190 176V175H189ZM4 177V176H3ZM9 177V176H8ZM18 177V176H17ZM36 177H39V176H36ZM153 177H155V178H157L155 175L153 176ZM153 177H150V178H153ZM183 177H184V175H183ZM5 178V177H4ZM24 178V177H23ZM173 178V177H172ZM181 178V177H180ZM17 179V178H16ZM15 179V180H16ZM38 179V178H37ZM149 179V178H148ZM154 179V178H153ZM158 179V178H157ZM161 179V178H160ZM183 179V178H182ZM181 179V180H182ZM26 180V179H25ZM28 180V179H27ZM151 180V179H150ZM18 181V180H17ZM125 181V180H124ZM151 181H154V180H151ZM160 181V180H159ZM163 181V180H162ZM20 182H22V180L20 181ZM34 182V183H33ZM156 182V181H155ZM154 183V182H153ZM157 183V182H156ZM162 183H164V182H161V184ZM18 185V183H16L15 182V185ZM22 184V183H21ZM10 185L11 186H13L11 183H10ZM16 185V186H17ZM76 185H79V190L81 191V190H83L84 188L86 189V191L83 193L86 197L88 196H90L89 194L91 193V195H95V199L93 198V203L95 202L96 203V206H95V208H94V211L92 212V213H88V214H86V212L84 213V212H82V210L81 209H79V208H77V200H78V198H81L80 196H78V195H81V193H79V192H75V191H79V190H75V188H76ZM23 186V185H22ZM175 186V185H174ZM78 187V186H77ZM177 187V186H176ZM9 188V187H8ZM7 188V189H8ZM36 188H38V186L36 187ZM83 188V189H82ZM130 188V189H129ZM165 188H167L168 190H165ZM165 188L163 187V185L161 186V189H159L158 191H154V192H151L150 193V195H149V199L147 200L148 202H147V205H148V207L151 209H155L156 210V212H157V214H159V216L161 217V219H162V221L164 222V223H166V224H169V225H171V224H173L172 223V212H171V207H170V205H171V203L170 202H174V200H175V202H176V199L173 197H171V199H170V201H169V199H168V194H170V196H174L175 195V193H174V195H171V193H172V191H171V193H169L168 191H170V189L171 188H168V187H166L165 186ZM12 189V188H11ZM16 189H17V187H16ZM13 190H15V189H13ZM36 190V191H37ZM173 190V189H172ZM176 190V189H175ZM132 191H131V193H132ZM180 191V190H179ZM184 191H186V190H184ZM1 192V191H0ZM34 192V193H33ZM74 192L76 193V194H78V195H76V197H77V199H75L74 198ZM81 192H83V191H81ZM168 192V193H167ZM178 192V191H177ZM146 193V192H145ZM181 193V192H180ZM183 193V192H182ZM11 194H12V192H11ZM14 194V193H13ZM12 194V195H13ZM173 194V193H172ZM2 195V194H1ZM23 195H20V196H23ZM74 195V196H73ZM84 195H83V197H84ZM134 195L132 196V197H134ZM146 195V194H145ZM144 195V196H145ZM183 195V194H182ZM182 195H180L181 197H182ZM185 195V194H184ZM37 196V195H36ZM40 196V197H41ZM41 197V198H42ZM82 197V198H83ZM87 197V198H88ZM131 197V198H132ZM184 197V196H183ZM182 197V198H183ZM16 198H18V197H16ZM85 198V197H84ZM130 198V199H131ZM140 198V197H139ZM38 199H40L39 197H38ZM37 199V200H38ZM143 199V198H142ZM20 200V199H19ZM87 200V199H86ZM131 200H133V199H131ZM83 201V200H82ZM81 201V199H80V202L81 203H83ZM134 201V200H133ZM177 201H179V198H178V200ZM181 201H182V199H181ZM19 202V201H18ZM22 202V201H21ZM26 202V201H25ZM59 202H62L61 203V205H57V203H59ZM92 202V201H91ZM145 202V201H144ZM144 202H143V204H144ZM185 202V201H184ZM3 203V202H2ZM35 203V202H34ZM90 203V202H89ZM94 203V204H95ZM135 203H136V201H135ZM183 203V202H182ZM23 204V203H22ZM32 204H33V202H32ZM141 204V203H140ZM174 204V203H173ZM185 204V203H184ZM5 205V204H4ZM20 205V204H19ZM34 205V204H33ZM82 205V204H81ZM39 206H41V205H39ZM173 206V205H172ZM23 207H25V206H23ZM31 207V206H30ZM38 207V206H37ZM145 207V206H144ZM187 207V206H186ZM18 208V207H17ZM16 208V209H17ZM20 208H18V209H20ZM27 208H26V210H27ZM61 208L62 209V212L60 211V212H58L59 211V209ZM14 210V209H13ZM81 210V211H80ZM0 211H2V210H0ZM22 211V210H21ZM85 211V210H84ZM142 211V210H141ZM1 213V212H0ZM4 213V212H3ZM3 213H1V217L3 218V216H2V214ZM133 213V212H132ZM188 213V212H187ZM21 216H20V215ZM3 215H5V214H3ZM7 215V214H6ZM9 215V214H8ZM7 215V216H8ZM17 215H19L20 217H17ZM133 215V216H132ZM143 215V214H142ZM149 215V214H148ZM140 216V215H139ZM182 216V215H181ZM264 216V215H263ZM0 217V218H1ZM142 217V216H141ZM187 217H189V216H187ZM180 218V217H179ZM263 218V217H262ZM261 218V219H262ZM184 220H185V218H184ZM184 220H183V217L182 218H180V220L177 222V223H175L174 224V227H175V230H176V234H178V233H182L183 231H184V229L183 228H185V227H183V225H185V224H183V222H184ZM262 221H263V219H262ZM261 221V222H262ZM7 222V221H6ZM141 222V221H140ZM176 222V221H175ZM255 222V221H254ZM4 224H6V223H4ZM140 225H142V224H140ZM139 225V226H140ZM145 225V224H144ZM198 225V224H197ZM254 225V224H253ZM261 225V224H260ZM3 226V225H2ZM39 226V227H40ZM172 226V225H171ZM8 227V226H7ZM39 227H38V230H39ZM40 227V228H41ZM126 227V228H125ZM135 227V228H134ZM144 227V226H143ZM151 227V226H150ZM99 228V229H98ZM140 228V227H139ZM138 228V229H139ZM141 228H142V226H141ZM146 228V227H145ZM154 228V227H153ZM252 228V227H251ZM262 228V227H261ZM260 228V229H261ZM3 229V228H2ZM1 229V230H2ZM7 229V228H6ZM37 229V228H36ZM94 229H98V230H100L101 232H102V234L101 235H99L98 236V234H97V236L98 237H94V236H91L90 235V233L92 232V231H94ZM144 229V228H143ZM140 230V231H144V230ZM147 229V228H146ZM149 229V228H148ZM198 229V228H197ZM0 230V231H1ZM18 229H16V231H17ZM20 230V229H19ZM18 230V231H19ZM24 230L22 231V232H24ZM27 230H29V229H27ZM97 230V231H98ZM133 230V231H134ZM9 231H10V229H9ZM9 231L8 230H6L5 231V233L8 235L9 234ZM21 231V230H20ZM37 231V230H36ZM39 231H42V230H39ZM96 231V230H95ZM100 231H98V232H100ZM140 231H138V232H140ZM150 231V230H149ZM154 231V230H153ZM152 231V232H153ZM177 231H178V233H177ZM2 232V231H1ZM14 232H15V230H14ZM28 232V231H27ZM31 232V231H30ZM33 232V231H32ZM145 232V231H144ZM147 232V231H146ZM152 232H150V233H152ZM12 233V232H11ZM20 233V232H19ZM34 234H35V232H33ZM125 233V232H124ZM134 233V232H133ZM132 232L130 233V234H133ZM137 233V232H136ZM149 233V234H150ZM154 233H156V231L154 232ZM15 234V233H14ZM18 234V233H17ZM25 234V233H24ZM31 234V233H30ZM37 234V233H36ZM35 234V235H36ZM38 234H39V232H38ZM41 234H42V232H41ZM148 234V233H147ZM184 234V233H183ZM182 234V235H183ZM34 235V236H35ZM123 235V236H122ZM138 235H140V234H138ZM142 235V234H141ZM179 235H181V234H179ZM179 235H177V236H179ZM181 235V236H182ZM264 235V234H263ZM17 236V235H16ZM38 236H40V235H38ZM117 236H118V234H117ZM131 236V235H130ZM135 236V235H134ZM146 236V235H145ZM150 236V235H149ZM162 236V235H161ZM7 237V236H6ZM9 237H10V234H9ZM42 237V236H41ZM101 237H102V239H103V241L105 242V244L104 245H106L107 247H105L103 250H99V247L101 246V244L102 243H100V239H101ZM126 237H127V234H126ZM129 237V236H128ZM180 237V236H179ZM179 237H177V238H179ZM1 238V240H3L2 239V237H0ZM4 238V237H3ZM11 238V237H10ZM21 238V237H20ZM27 238V237H26ZM137 238V237H136ZM139 238V237H138ZM148 238V237H147ZM147 238H146V240H147ZM182 238V237H181ZM7 239V238H6ZM40 239V238H39ZM132 239V238H131ZM151 239V238H150ZM158 239V238H157ZM29 240V239H28ZM80 240H82L81 242H82V244H80L81 242H79ZM124 240V241H125ZM149 240V239H148ZM154 240V239H153ZM156 240V239H155ZM179 240V239H178ZM40 241V240H39ZM42 242H43V240H41ZM180 242H181V240H179ZM178 241V242H179ZM16 242V241H15ZM19 242V241H18ZM35 242H36V240H35ZM79 242V243H78ZM148 242V241H147ZM157 242V241H156ZM177 242V243H178ZM41 243V242H40ZM39 243V245H37L38 247V249L40 248V250H43V249H41V248H43V247H39L40 245H42L43 243H41L40 244ZM122 243H123V245H122ZM141 243V242H140ZM149 243V242H148ZM150 243H152V242H150ZM154 243V242H153ZM177 243H175V244H177ZM26 244V243H25ZM31 244V243H30ZM35 244V243H34ZM128 244V243H127ZM29 245V244H28ZM148 245V244H147ZM154 245V244H153ZM155 245H156V243H155ZM154 245V246H155ZM174 245V244H173ZM172 245V246H173ZM43 246V245H42ZM47 245H45V243H44V250L47 252V250H46V247ZM50 246H51V244H50ZM59 246V247H58ZM85 246V245H84ZM103 246V245H102ZM133 246V245H132ZM138 246V245H137ZM171 246V245H170ZM175 247L177 246V250H178V248H180V251H182L183 252V246L179 243V245L177 244V245H174ZM180 246V247H179ZM32 247V248H31ZM73 247V248H72ZM77 247V246H76ZM82 247H83V245H82ZM104 247V246H103ZM125 247H128L127 245L125 246ZM125 247H123V248H125ZM146 247V246H145ZM151 247V249H152V246H150ZM154 248V247H153ZM161 248H163V247H161ZM173 248V247H172ZM171 248V249H172ZM50 249V248H49ZM72 249V250H71ZM77 249V248H76ZM75 249V250H76ZM86 249V248H85ZM102 249V248H101ZM164 249V248H163ZM174 249V248H173ZM43 250V251H44ZM51 250V249H50ZM80 250V249H79ZM78 250V251H79ZM82 250H84V247H83V249ZM81 250V251H82ZM185 250V249H184ZM145 251V250H144ZM146 251H152V250H149V248H148V250H146ZM162 251V250H161ZM175 251V250H174ZM173 251V252H174ZM76 252V251H75ZM83 252V251H82ZM81 252V253H82ZM127 252V251H126ZM130 252V251H129ZM135 252V253H134ZM138 252V251H137ZM176 252H178V251H176ZM80 253V252H79ZM145 254H146V252H144ZM144 253H143V255H144ZM151 253V252H150ZM158 253V252H157ZM172 253V252H171ZM261 253H263V252H261ZM181 254V253H180ZM138 255H139V253H137V257H138ZM147 255H149V254H147ZM146 255V256H147ZM264 255V254H263ZM262 255V256H263ZM150 256V255H149ZM185 256V255H184ZM148 257V256H147ZM42 258V259H43ZM72 258V257H71ZM77 258H79V257H77ZM139 258V257H138ZM150 258V257H149ZM42 259H41V262H42ZM61 258H59V260H60ZM76 259V258H75ZM263 259H264V257H263ZM64 259H62V264H64L65 263V261H63ZM84 260V259H83ZM155 260V259H154ZM170 260V259H169ZM262 260V259H261ZM71 261V260H70ZM139 261V262H138ZM144 261V260H143ZM146 261H148V263H149V259L148 260H146ZM152 261V260H151ZM66 262H68V261H66ZM74 262L76 263L77 261H75L74 260ZM83 262V261H82ZM137 262V263H136ZM154 262V261H153ZM178 262V261H177ZM181 262V261H180ZM12 263H10V264H12ZM45 263V261H44V259H43V262H42V264H44ZM46 263H47V260H46ZM45 263V264H46ZM74 263V264H75ZM144 263V262H143ZM156 263V262H155ZM182 263V262H181ZM41 264V263H40ZM49 264V263H48ZM70 264V263H69ZM146 264V263H145ZM150 264V263H149ZM174 264V263H173Z\"/></svg>",
	"mask_w": 264,
	"mask_h": 264
}]
</instances>
